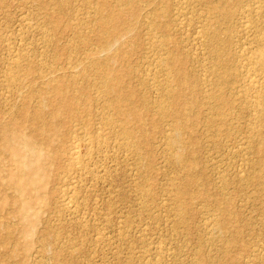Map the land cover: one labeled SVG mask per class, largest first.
<instances>
[{
    "label": "rangeland",
    "instance_id": "374dc122",
    "mask_svg": "<svg viewBox=\"0 0 264 264\" xmlns=\"http://www.w3.org/2000/svg\"><path fill=\"white\" fill-rule=\"evenodd\" d=\"M178 1L179 0H177V1H175V0H165V1L163 0V1H161V5L165 4L166 2L167 3L172 2L170 4L168 3V5L166 3L167 6L164 7V9L166 8L165 11H168V12H164V13H167V15L163 13V17H161L164 19L163 21L166 22L168 25L166 27L167 28L166 31H164V29H163L164 33L161 32V30L159 31V29L158 30L152 29V31H150L151 28L149 26H146V25H149L148 22H146V20L148 21L149 17H152L151 14L152 13L155 14L156 11L160 12L159 0H158V3L157 2L151 3L153 5L156 4L153 7L148 2H146V4H145V1L144 2L139 1V4L137 3L139 13L141 11L142 12L141 14H143L144 16L140 15L139 19L137 18V20H134L135 23H137L139 26L138 25L136 26L135 23L133 24V22H134L133 20H131V22H129L131 24V26L133 25L134 27H137V29L135 28L136 31L134 30V28H132V30H134L133 31L134 34H132V32H126V31L120 29L118 36H121V37L117 36L116 40H118V41H115L116 43L117 42L118 43L117 44L115 42H114L115 44L111 43V46L113 45L112 47L106 46L104 48V51H103L104 54H103L101 52L102 50H100L101 48L103 49V47H101L102 44L100 45V42H99V47L97 44L98 43V38H97L98 36L96 37V35L98 32L94 31V35L96 38L94 37V35H92L93 34L92 32L90 33V31H87L89 34L87 32H83L82 34L80 33V35L84 36V38L88 37L89 40L88 39L83 40V39L77 37V35L73 36V32L70 31V28H69V30L63 31L60 35L58 34V36L56 34V31L54 29L55 23L51 22V19H50L51 17H61L63 19L64 23H68L71 26H76L74 23H76V21H78L80 19H85L86 21H89L91 19V17L90 18L87 17V14H86V12L88 13L87 9H83L80 6L81 5L80 0H68V3L62 7H58L57 2L55 0H0V117H1L0 118V126H1L0 127V146H2V143L5 140L18 141V137H20V135H25L27 137H29V135H30V138H31L32 137L31 132H32V134H34L33 137H36V138H33V137L31 138L34 142V145H35L34 146L32 144V147L36 152H40L42 154L43 159L42 158L40 159V161L41 160L42 161L39 164H42V167L46 166L45 169H47L44 171V175H46L45 176V183L40 189V194H42V196L39 194V195H32L31 198L29 196L27 197V201L29 202V204L31 206V214H30V217L28 219L22 220L21 217L19 216V213L17 212V208L19 207L18 202H16L17 194H16L15 190L13 189V187L11 189V186L8 183V175L16 170L15 169L16 166H15V163L13 161V159L16 157L15 156L16 155V149H18L21 145L18 142L14 146L16 149L6 150L8 154L5 152H0V166H1V173H0V264H12V263L13 264H142V263L143 264H147V263L151 264V261H152V264H156L157 261H159V262H157V264L158 263L162 264V262L164 264H195V263L197 264V262H198V264H199V261H201L200 264H207V263L208 264H214V263L215 264H217V263H219V264H238V262H241L239 264H250V263L251 264H255V263L264 264L263 263L264 262L263 261L264 260L263 259L264 258V174H263L264 173V163L263 162L259 163L260 158L262 160H264V130H262V129H264V126H263L264 125V90H263L264 89V87H263L264 82H262V81H264V62H263L264 61V39H263L264 38L263 37L264 36V31H263L264 30L263 29V27H264V15L263 14L264 13H263V11L264 10H262V9H264V5H263L264 0H261V1L260 0H185V1L181 0L182 4L180 7L182 10V14H181V16H179V17L176 16V18H175L174 15H175L176 9H180L179 4H177V3H179ZM140 3H142V5H144V6H142ZM258 3H260V6L258 5ZM113 4H114L113 6H116L115 3H113ZM148 4L151 5V8L149 7L150 5H148ZM176 4H177V7L174 8L176 6ZM157 5L159 8L157 7ZM172 5H174V6H172ZM169 6H170V9L168 10ZM213 6H214V8H213ZM257 6H259V7H257ZM261 6H263V7H261ZM78 7H80V8H78ZM140 7H142V10L140 9ZM185 7L187 8V11H186L187 13H185V11L183 12V9L186 10ZM259 8H260L259 11H261V12H258V10H256ZM189 9H191V10H189ZM152 10H153V12H152ZM154 10H156V11L154 12ZM172 10H173V12H172ZM220 10H221L222 14H221ZM254 10H256V11L254 12ZM169 11H171V12H169ZM190 11H192V13ZM212 11H214V12L216 11V12L213 13ZM169 13H170V15H169ZM245 13L247 15H249L250 17L249 16L246 17ZM154 14H153V16H154ZM189 15L194 19H192ZM164 16H166V18H164ZM182 16H183V18H181ZM138 17H139V14H138ZM184 17L186 18V20ZM77 18H79V19H77ZM143 18H145V19H143ZM179 18H181V19H179ZM188 18L190 19V21H191V19L193 21L190 22ZM165 19H166V21H165ZM247 19L248 20L252 19V23L250 21H248ZM141 20H142V22H141ZM182 21H184V22H182ZM172 22H174V23H172ZM243 22H245V24ZM247 22H248V25H250V24L251 25L248 26ZM181 23H182V25H181ZM244 25L246 27H248L249 29H252V30H249ZM119 26H123V25H119ZM140 26H141L142 30L138 28ZM169 26L171 28H169ZM242 26H244V27H242ZM173 27L174 28L176 27V28L174 29ZM148 28H150V29H148ZM185 28H186V30H185ZM203 29H206V30L202 31ZM138 30H141V31H139L137 33ZM168 30H170L171 32ZM153 32H157V33L153 34ZM201 32H203L204 34L207 33L208 35L205 34V36L204 35L200 36V35H202ZM210 32L212 34H210ZM262 32H263V34H262ZM150 33H151V37H150ZM158 33L159 34L161 33V35H159ZM166 33H167V36H165ZM172 33H175V34H172ZM76 34H77V32H76ZM138 34H139V36H138ZM148 34H149V36H148ZM156 34H158L159 38ZM217 34H219L220 36ZM64 35H65V37H64ZM128 35H131V36H128ZM216 35H217V39L214 40V37ZM56 36H57V38H56ZM155 36L157 37V40L153 39V37H155ZM161 36H162V38H160ZM173 36L175 37L174 38L175 40L173 39ZM146 37H149V39L147 38L148 40H146ZM49 38H52L53 40L49 41ZM163 38H164V40H162ZM169 38H171L172 40L171 39H170V41L167 40ZM196 38H198V39H196ZM202 38H204V39L202 40ZM258 38L262 39L263 41L261 40L259 43ZM67 39H69V40H67ZM120 39H122V40H120ZM129 39H131L132 41L131 40L129 41ZM165 39H166L167 43L165 42ZM208 40L211 41L212 43L209 42ZM68 41H70V42H68ZM96 41H97V43H96ZM124 41L126 44L124 43ZM147 41H148V44H150L149 42H151V46L146 44ZM153 41H157V42H155L156 44L159 42V44H163V45H159V44L156 45ZM163 41L165 42V44ZM168 42H169V44H168ZM204 42H208V43H206L207 45L204 44ZM129 43H131V44L129 45ZM133 43H134V45H133ZM201 43H203V44H201ZM64 44H65V46L63 47ZM120 44H122V46L125 47V49H122L123 47H121ZM152 44L155 47H152L153 46ZM174 44H176V45H174ZM179 44H182V45H179ZM211 44H213L212 45L213 47L212 46L208 47ZM60 45H62V46H60ZM165 45H166V47H164ZM168 45H170V46H168ZM95 46H96L97 50L95 49ZM59 47H62V49ZM128 47L130 49H127ZM157 47H159V49ZM167 47H169V48H167ZM58 48L61 49L64 53L63 52L61 53V50H59ZM149 48H151V51H149L150 50ZM109 49H110V51H109ZM165 49H166V51H164ZM214 49L216 50V52L214 51ZM98 50L101 53L98 52ZM147 50H148V52H147ZM89 51H90V53H88L89 55L94 54V52L96 54V51H97L98 52L97 56L99 55V57H98L99 61H101V59L102 60L104 59L103 63H100V65L103 64L102 66L105 69L102 68V66H100L101 69H100V67L97 68L98 66L96 67V69H94V70H98V71L100 70L102 72H100V71L96 72L93 69L90 70L88 68H87V70L85 69V71H83V67H79L78 69H75L77 66L76 64L82 62V64H80V65L83 66V64L87 62V59L85 57L89 56L86 53ZM106 51H107V53H106ZM163 51L165 52V54L162 53ZM212 51H214V52H212ZM59 52H60V57L58 56ZM122 52H125V53H123L125 56L122 54ZM156 52H158V53H156ZM153 53H155V55L157 54L158 56H154ZM178 53H179L180 57L177 55ZM186 53H187V55H186ZM115 54H116V56H115ZM147 54H149L150 56ZM169 54H171L173 56L177 55V57H179V58L172 60V59H170V57H173V56L170 55L169 58H168V56H166ZM62 55H64V56H62ZM181 55L183 57H185L184 60L185 59H187V60H185V61L182 60L183 57ZM221 55L223 56V58H221L222 57ZM102 56H104V57L102 58ZM107 56H112L111 57L112 59L109 61L106 60L105 58H107ZM160 56H163L164 58L160 57ZM165 56L167 57L166 59L169 62L165 59ZM67 57L70 59H68ZM219 57H220V60H222V59H224V60L220 61ZM158 58H160V59L157 60ZM256 58H257V60H256ZM67 59H68V61H66ZM84 59H86V61ZM152 59L153 60L156 59V60L153 61ZM244 59H247L248 61L244 60ZM14 60H17V61H14ZM77 60L78 61L80 60V62H78ZM82 60H84V61H82ZM160 60H162L163 62H159ZM165 60L167 61V63H165V65H164V62H166ZM18 61H19V63L21 62L20 66L14 70L11 69L10 65L13 62H18ZM114 61L118 64H116ZM119 61L122 64L124 63L125 65L124 64L122 65L121 63L119 64ZM148 61L153 62L155 64V66L154 67L152 66V65H154L153 63H151V65H148L149 64ZM186 61H188L189 63ZM251 61H252V63H251ZM67 62H68V64H67ZM70 63H73V64H71V66L75 67L73 70H71L72 67H68V66H70ZM162 63H163V66H162ZM186 63H188V64H186ZM107 64H109V65H107ZM112 64H116V65L112 66ZM169 64H170V66H168ZM249 65H250V67H249ZM8 66H9V69H8ZM126 66H127V69H126ZM130 66L136 74H134V72L130 68ZM150 66H152L151 67L152 69H150ZM159 66H162L163 69L162 70L159 69ZM164 66H165V68H164ZM203 66H204V68H202ZM111 67H112V69H111ZM143 67L144 68L146 67L147 70H145ZM184 67H185V70L183 69ZM245 67L250 68L251 70L249 69L250 71H247V69ZM106 68H108L112 71L114 70V72L115 71L119 72L120 77L122 79H124L123 81H121L120 85L122 84L121 86H123L125 84L123 86L124 91H126V89H129L131 94H132L131 96H133L129 100L130 103L128 104V106L136 108L138 113H139V116L137 118H134L133 116H129V118L126 117V120H127V124H129L131 126L130 127L128 125L130 128H135V129L137 128V131H138V134L136 137L137 139L135 138L134 142H133L134 144L136 142L139 145L138 147L143 152V154H142V152H140V154H138V157L134 156L136 150L131 147L132 142H130L131 146L128 147L129 141L123 135L118 134L119 128L117 127V125L115 124V126L118 129L116 127H115L116 129L115 128L113 129L112 126H114V124L112 126H110L111 124L109 125V124L105 123L104 118L107 117L105 114H107L109 111L107 112V109L104 106H103L104 108H102L101 102H103L104 104L107 103L108 100H105V99L108 98V96H104V95L102 96V93L98 94L100 91V88H99V91H96L95 88L92 89L93 87L97 88L100 86V85L97 86L98 84H100V83H98V82H100L99 81L100 80V73L105 72L104 70H106ZM155 68H157V69H155ZM166 68H168V69H166ZM253 68H255V69L252 70ZM49 69H51L50 72H49ZM164 69L167 71H165ZM189 69H190V71H189ZM244 69H246V70H244ZM46 70H48L49 73ZM68 70L70 71V74H69ZM75 70H76V72H75L76 74L73 72ZM92 70L94 71V73L96 72L95 75H94V73H92ZM135 70H137V71H135ZM157 70H160L161 72L160 71L157 72ZM8 71H10V72H8ZM86 71H87V73H86ZM177 71L179 73H176ZM187 71L189 73H187ZM244 71L246 72V74ZM52 72H55V74L54 73L52 74ZM90 72H91V74H90ZM147 72L150 73L151 78L149 77L148 74H146ZM163 72H165L164 73L165 74V82L164 83L161 82V81H164ZM252 72H253V74H252ZM256 72L258 75L257 74L254 75V73H256ZM8 73L10 75H12V74L15 75V81H13L14 83L12 82V85L10 83H8V81H7V76L9 75ZM157 73H159V75ZM96 74L97 75L99 74V75L97 76ZM133 74L137 75V76H135L134 78L131 77ZM142 74H145V75H142ZM171 74H172V76H171ZM48 75H49V77H48ZM55 75L58 79L55 77ZM128 75H131V76L128 77ZM249 75L254 79V81ZM52 76H54V77L51 78ZM93 76H94V78H93ZM138 76H139V78H137ZM142 76H144L146 78L143 77V79H142ZM152 76H153V78H152ZM158 76H159V80L157 79L154 81V78L156 79V78H158ZM182 76H183V78H181ZM192 76H194V77H192ZM147 77H149V78H147ZM169 77L170 78L173 77L172 80H169L170 79ZM185 77H186V79H184ZM247 77L249 78V80L250 79L251 80L249 81L247 79ZM54 78H56V80L58 82L61 79L62 81L60 80V87L63 85L61 95H58L56 97L59 100L61 97L60 101H63V100L66 101L67 100L66 102H69L72 100L73 102L71 101L68 104L66 102H60L59 100H57V98L54 96L55 90H56L54 88H55V85L59 84V83H57V81L54 80ZM81 78L83 81L80 80ZM121 78H120V80H121ZM191 78H193V80ZM67 79H68V81H67ZM97 79H98V82H97ZM257 79L258 80L261 79L262 84L259 82L260 80L257 81ZM73 80H75V81H73ZM142 80H143V82L145 80L146 81L143 83V82H141ZM166 80L169 81V83H167ZM92 81H94L97 84L95 85V83L94 82L92 83ZM170 81H173V82H170ZM189 81H190V83H189ZM19 82H21V83L19 84ZM48 82H49V84H47ZM61 82L64 84H62ZM67 82H71L70 86L68 85L69 83H67ZM152 82L154 84H152ZM248 82H251V83H248ZM257 82H258V84H257ZM5 83H7V84H5ZM91 83H92V85H90ZM139 83H140V86L138 85ZM159 83L161 86L159 85ZM53 84H54V87H53ZM164 84H167V86ZM169 84H171V85H169ZM185 84H187L189 87ZM189 84H191V85H189ZM48 85H50V86L52 85L51 88L52 87L53 88L51 89L50 86H48ZM65 85L66 86L68 85V86L66 88H64ZM77 85H79V87ZM141 85H142L143 89L141 88ZM143 85H147V88H145V86H143ZM153 85L155 87H157V88L154 87L155 90L153 89ZM156 85H159V86H156ZM5 86H7L8 88L10 87V88L6 89ZM72 86H73V88H72ZM173 86H174V88H173ZM260 86H262V88H260ZM48 87H49V89H48ZM136 87L139 88V92H138V88L136 89ZM150 87H152L151 90L148 89ZM170 87L173 89V90L170 89V91L174 92L176 90L175 92H177V93L176 94L174 93L173 96L169 97V99H168L169 94H167V90L169 91L168 88H170ZM207 87H208V89H207ZM253 87H256V88H253ZM71 88H72V90H71ZM78 88H81V89L83 88V90H81V89L78 90V92L81 90L79 92L80 95H78L77 91H76ZM17 90H19V91H17ZM67 90L71 94L75 93V95L74 94L73 95L77 96V98H80V99H77L76 97L72 96L71 94L68 95ZM97 90H98V88H97ZM145 90H147V91H145ZM209 90H211L210 91L211 93L209 92ZM46 91H47V93H46ZM94 91H95V93H93ZM142 91H144L145 93H147V92H149V93L145 94ZM158 91L159 92L162 91V93L164 92L163 95L161 93H158ZM203 91H206V93H208V96H206L207 94L205 92H204L205 96L202 95ZM42 92H44V93H42ZM48 92H50L49 94L51 96L48 94ZM88 92H89L91 98L89 97ZM150 92H152V93L150 94ZM36 93H38V94L40 93L41 96L37 97L38 94H36ZM214 93H216V96ZM261 93H262V95H261ZM44 94L47 97H45ZM95 94H96V97H95ZM42 95L46 99L45 98L43 99ZM48 95H49V97H51L50 98L51 100L49 99ZM64 95L66 96L65 97L66 99L62 98ZM92 95H93V97H92ZM143 95L146 97V100L143 97ZM156 95H157V97H159L161 95L165 96L163 98L164 101L162 100L163 101L162 102L159 99H157L159 102L156 101V99H155V98H157V97H155ZM183 95H185V96H183ZM97 96H98V98H97ZM139 96L143 97L142 99H144L145 101L142 100L141 97H139ZM162 96H161V98H162ZM262 96H263V98H262ZM8 97H9V99H8ZM54 97L56 100L53 99ZM82 97L84 100L82 99ZM94 97H95V100H94ZM99 97L100 98L103 97V98L100 99ZM148 97H149V99H148ZM216 97H218V98H216ZM2 98L8 99V100L3 101ZM71 98H74L75 100L71 99ZM87 98L91 102H89V100ZM219 98L221 100H219ZM224 98H225V100H223ZM41 99H43V101ZM140 99L143 102H141ZM170 99H172V100L174 99L173 100L174 102L170 101ZM177 99H179V100H177ZM151 100H154V101H151ZM6 101H7V103H6ZM51 101L54 104L51 103L48 106L47 104L50 103ZM205 101L207 103H205ZM44 102H47V104ZM57 102H58V104H57ZM138 102H141V103H138ZM150 102H155L156 105L154 103H150ZM170 102L172 103V105ZM186 102L188 103V105ZM216 102H217V104H215ZM259 102L260 103L263 102L262 105ZM40 103H42V104L40 105ZM71 103H73V105ZM81 103H83L85 106ZM143 103H144V108H142ZM147 103H149V104H147ZM157 103H158V105L159 104L163 105L165 103V105H163V107H166V109H168V113L163 114L162 112H159V111H162L161 110L162 106H160V105L158 106ZM195 103H198L199 106ZM212 103L214 105H212ZM24 104H25V106H24ZM65 104H66V106L64 107ZM185 104H186V106H189V104H191L190 107L194 108V106H195L196 109L194 108L195 109V110L193 109L194 111L190 110V108L186 107ZM225 104H227L228 106L229 105L230 106L232 105V106L230 108ZM255 104H257V105H255ZM42 105H43L42 108H45V110L44 109L42 110V108H41ZM192 105H194V106H192ZM223 105H225L227 107L225 108ZM39 106H40V108H39ZM52 106H54V107H52ZM56 106L58 108H57V110H55L56 111L55 112L54 109H56ZM70 106H71V108H70ZM150 106H151V110H150ZM168 106H170V108ZM197 106H198V108H197ZM207 106H209L210 108L208 107V109H206ZM216 106L219 109V111H217V112H216V110H217ZM62 107L65 111L62 110ZM66 107H67V109H66ZM77 107H79V109ZM86 107H87V109H86ZM100 107H101V109H100ZM146 107H149L147 109L151 113L154 112L152 114V116L149 115L150 112L147 111ZM155 107H157V108H155ZM4 108H7V109L4 110ZM17 108H18V114L19 115L17 114V111H16ZM27 108H28L29 112L27 111ZM37 108L41 109L42 115L45 114L42 116L45 119H43L42 117L40 118V119H43L42 121L40 119H37V121L34 119L36 121L35 122L32 119V116L37 111ZM152 108H154L155 110ZM182 108H185L184 111L187 109V112L190 111L191 113L190 112L187 113L185 111L186 115H184V111ZM213 108H215V111ZM229 108H230V110H229ZM75 109H77V110H75ZM98 109H99V111H97ZM104 109L106 111L101 112V110H104ZM169 109L170 110L172 109L171 112L172 111L173 112L170 113ZM221 109H222V111H220ZM6 110H8L9 112L11 111L10 114H12V115L5 114L6 112H8ZM74 110L77 111V113L79 111L78 117L76 115L77 113L75 114ZM92 110H93V112H92ZM209 110H210V112L214 111L213 114H212V112L210 114L208 112ZM260 110L262 111V113H259ZM84 111H86V112H84ZM59 112H61L60 114H62V112L63 113L66 112V114L64 113L63 115L64 116L66 115L67 117L66 116H65L66 118L62 117L63 115H60ZM67 112L68 113L71 112V113L68 114ZM112 112L113 111H110L107 115H109V114L111 115ZM218 112H219V115H218ZM24 113L28 116H26ZM28 113L29 114L32 113L31 116ZM72 113H74L75 116ZM86 113H88V118H87ZM47 114L50 116L47 117ZM89 114H90V117H89ZM140 114L143 116H140ZM160 114H162L161 115L162 117L159 116ZM187 114H188V116H187ZM215 114H217V115H215ZM258 114H259V116H258ZM54 115H55V118H54ZM68 115H70V116H68ZM72 115H73V118H72ZM177 115H178V117H177ZM181 115H183V116H181ZM213 115L216 117H214ZM260 115H261V117H260ZM60 116L64 120H62L60 118ZM97 116H100L102 119L100 117H97ZM102 116H105V117H102ZM163 116H164V119H163ZM169 116H171V117H169ZM226 116H229V117H226ZM49 117H50V119H49ZM96 117L98 120H96ZM140 117H144V118H140ZM15 118H17V120ZM58 118H59V121H57ZM150 118H152L153 121ZM159 118H160V120H159ZM185 118H188L189 124L186 123L187 120H185ZM210 118H211V120H210ZM213 118H214V120H213ZM226 118L229 119L228 121L226 120L227 123L224 122ZM6 119H9V120L11 119V121H8ZM22 119H24V121ZM85 119H88V121H86ZM165 119H166V122H165ZM2 120L5 122L6 121L11 122L9 124L6 122V124H5V125H8V127L10 126L9 131H3V127H5V126H3L4 122ZM38 120H39L40 124L42 122L43 125H46L47 130L50 129V126H51L52 128L50 130H52V132L49 130L50 133H48L49 131H47L45 129V132L42 133V131H40L39 129L42 128L43 126L39 124ZM99 120H100V122H102L101 124L99 123ZM145 120H146V122L147 121L148 122L145 123L144 122ZM161 120H162V122H161ZM1 121H2V124H1ZM32 121H33V123H38L39 125L34 124L35 125L34 126ZM52 121H56V122H52ZM173 121L175 123H173ZM178 121H181L180 124L178 123ZM214 121L220 122L219 124H221V125L218 124L219 125L218 126L217 123H215ZM27 122L31 125L29 126V124H27ZM83 122H85V123H83ZM164 122H165V124L167 123L168 125L172 123L171 125H169L172 128L174 127L175 124H179L181 126L180 128L182 130L180 129L181 130V131L179 130L180 133L178 132V134L175 135L176 137L179 135V137H177L179 141L177 144H174V146H177L179 144L180 147L178 146L177 148H175L173 146L171 147L168 144V141H169L168 139H170L172 136L174 137L175 133H174L172 128L171 129L168 128L169 126L167 124L166 125L163 124ZM18 123L21 125V127H19V129L21 128L19 131H18V128L14 125V124H18ZM47 123H49V124H47ZM53 123H55V124L59 123L60 125L57 124L55 126V125H53ZM77 123L78 124L80 123L79 124L80 126ZM92 123H93V125H92L93 128L90 125ZM181 123H183V124H181ZM228 123H229V125H228ZM86 124H87V126H90L91 129H90V127H87ZM138 124H139V126H138ZM152 124H153V126H152ZM210 124H212V125L214 124L213 126H211L214 130L209 126ZM12 125H14V126H12ZM47 125L49 126V128ZM82 125H84L86 128H84V127L82 128L81 127ZM24 126L27 127V130L24 129L25 128ZM31 126H33V127H31ZM95 126L98 128L101 126V128L98 129ZM102 126H103V128H102ZM133 126H135V127H133ZM146 126H148V127H146ZM165 126H167L166 128H168V129H164ZM29 127H31V128H29ZM75 127H77V128L81 127V128L75 129ZM215 127H218V128L216 129ZM105 128H106V130H103ZM81 129H83L86 132L88 131L87 132L88 135H90L89 132H91V134H94V133H97V131H98V133L100 132L103 135L102 132L109 130L107 132H104L105 136H103L108 141L107 142L105 140L107 143L104 142L105 143L104 147L109 146L108 147L109 149L108 148L106 149V147H105L106 151L107 150L108 151L104 153L103 152V151H105L104 148L102 149V151H97L98 149L96 150V147L93 148V150H92V156L93 157H91L92 159H90V161H89L90 169L92 168V170H91L92 172L90 171L91 173L90 172L84 173V171H82L83 172V174H82V172L80 173V171L76 170V171H78L79 174L78 173L73 174V172L68 171L70 169H67V168H70V166L67 164V161L69 160L70 155L66 150H64V148L68 150V145L71 142L70 138L71 139L74 138V135H75L74 133L78 132L77 134L82 135L81 132L83 130L81 131ZM95 129H97V130L95 131ZM112 129H113V132H112ZM220 129L222 130V132ZM12 130H14V131H12ZM78 130H80V131H78ZM91 130H93V131H91ZM114 130H116V131H114ZM162 130H164V131H162ZM191 130H192V132H191ZM206 130H208V131L205 135ZM21 131H25V132H21ZM84 131H83V133H84ZM145 131H146V133H144ZM189 131L193 134H191ZM216 131H218L219 134H218V132L216 133ZM17 132H19V134H17ZM46 132H47V135H45ZM166 133H169V134H166ZM27 134H29V135H27ZM38 134L40 136H38ZM194 134H195V136H194ZM217 134L219 136H217ZM48 135H49V138H48ZM114 135H120V136H118V138H117V136H114ZM139 135H141V136H139ZM142 135H144L145 138ZM167 135L171 136V137L166 138ZM113 136H114V138H113ZM138 136H139V138H138ZM192 136L196 137L195 142H194V137H192ZM108 137H110V138L107 139ZM211 138H213L214 141ZM139 139L140 140L142 139V142ZM35 140H37V141L38 140H44V141H39V144H38V142ZM115 140H117V142ZM120 140H121V143H120ZM124 140L126 141V143ZM138 140L140 143L138 142ZM144 140H145V142H144ZM166 140H167V142H166ZM180 140H182V142ZM187 140H189V141H187ZM208 140H210L211 142H208ZM113 141L117 145L119 143L121 145H118V148H117V145L116 144L114 145V143H112ZM123 141L125 144L122 143ZM147 141H149V142L146 143ZM185 142H187V143H185ZM214 142L217 144H214ZM240 142H241V144H240ZM247 142H248V144H247ZM46 143H47V145H46ZM127 143H128V145H127ZM164 143H165L167 148L165 147ZM237 143H239V144H237ZM36 144H38V145H36ZM48 144H49V146H48ZM142 145H143V147H142ZM181 145H183L184 147ZM240 145L243 146V148L240 147ZM65 146H67V147H65ZM160 146H163L164 148L160 147ZM236 146L239 148L237 149ZM126 147L129 149L131 147L132 151L129 152L128 151L129 149H127ZM57 148L59 151H57ZM178 148H183V149H178ZM189 148H190V150H189ZM123 149H125V150L123 151ZM166 149H167V152L165 151ZM168 149H172L173 152L171 150H169V151H171V152H169ZM227 149H229V150H227ZM126 150H127V152H125ZM133 150L135 152L132 154L131 152H133ZM61 151L62 152L66 151L67 153L66 152L62 153ZM149 151H150V153H149ZM191 151H192V155H191ZM60 153L62 156L60 155ZM96 153H97V155H96ZM43 154H44V157H43ZM55 154H56V157L54 159ZM57 154L59 156H61L62 158L61 157H60L61 159L58 158ZM173 154H175V155L178 154L179 156L181 155L180 157H181L183 163L181 162V163L173 164V166L170 165V163L172 164L175 161L174 162H173V160H172V162L169 161L167 158V155H168V157L171 156L169 159H171V158L173 159V157H172ZM45 155L46 156L52 155V156H48L46 159ZM66 155H68L69 157ZM136 155H137V153H136ZM104 156H105V158H104ZM188 156H189V158H187ZM140 157H141V159H140ZM64 158L65 159L67 158V159L65 160ZM51 159H54V160L51 161ZM56 159H57V161L59 160L58 162H60V163H58L56 161ZM195 159H196V161H195ZM69 161H68V163H69ZM42 162H44V164ZM53 162H56V163H53ZM92 162L94 164H91ZM182 164L183 165L185 164L186 166H183ZM188 165H189V167H188ZM190 165L192 166L194 171L191 169ZM248 165H249V167H248ZM176 166H179L180 168L182 167L181 169L179 168L180 171H179L178 167H176ZM185 167H187V168H185ZM35 168H36V164L33 162V165L26 167L25 171L27 173H32L35 170ZM244 168H245V170H244ZM198 169L202 170V171L204 170V172L201 171L202 175L200 174L201 172ZM242 169H243V171H242ZM3 170H5V171H3ZM181 170H182L183 174L182 175L177 174L178 172L180 173ZM190 170L193 171L192 172L193 174H191ZM240 170L242 171V173L244 172L246 175L243 173V175L241 176ZM73 171H75V169ZM175 171H178V172H175ZM70 172H71V174H70ZM101 173L103 174L102 176H101ZM195 173H199V175L195 174ZM5 174H7V176ZM78 175H80V177ZM203 175H205V176H203ZM237 175H239V176H237ZM89 176H91L90 177L91 179L89 178ZM177 176H179V177H177ZM199 176H200V178H199ZM247 176H248V178H247ZM61 177H63V178H61ZM68 177H69V179H68ZM77 177H79L81 179L80 181L78 180V182H77L79 184H77L75 182V181H77L76 180ZM175 177H177V178H175ZM223 177L226 178V180H224ZM2 178H3V180H2ZM79 178H77V179H79ZM178 178H180V179L177 180ZM241 178H243V179H241ZM66 180L68 182H66ZM69 180H72L73 182L69 181ZM173 180L175 182H173ZM181 180H182V182H181ZM185 180L186 181L189 180V181L186 182ZM246 180H249V181L246 182ZM256 180H258V181L256 182ZM61 181H63V182H61ZM178 181H180V182L178 183ZM222 181H224V182H222ZM183 182H185L186 184ZM250 182H252V183L255 182V183L252 184ZM70 183L71 184L76 183L77 195L80 192L78 197H79V199L82 198V200L80 199L81 201L79 200L80 205L78 204L79 205L77 208L78 212H77V210H74V211H76L75 214L73 213L74 211L71 213V212L63 209L61 206V203H58V202H60L59 198H57L58 196H60L61 191L66 188V185L70 184ZM207 183H209V184H207ZM178 185H179V187H178ZM180 185L183 186L182 188H183L184 192L187 194L186 195L185 193H183L184 195L183 194L180 195V199L183 198L181 200L186 201L187 203L186 202L181 203L178 200L177 196H175V194H177V192H176L178 190L177 188L181 187ZM206 185H208V186H206ZM174 186H175V188L176 187L177 188L174 189ZM173 193H174V195H173ZM10 196H11V199L9 198ZM173 196L175 198H173ZM245 198H247V199H245ZM9 200H10V202H9ZM183 204L185 206H182ZM176 206H178V207H176ZM231 206L233 208H231ZM175 207H176V209L178 208L179 210L174 209ZM180 207H182V208L184 207L186 209H184V208L180 209ZM187 207H188V210H187ZM225 207L227 208V210L225 209ZM230 209H233V210H230ZM180 210H182L181 211L182 213L179 212ZM184 210H187L185 212V214L183 213ZM176 211L180 215H178V213ZM225 212L227 213V215H225L226 214ZM230 213L232 216L229 215ZM233 213L236 214V216ZM71 215H72V217H71ZM177 215H178V217H177ZM234 216H235V218H234ZM75 217H77V218H75ZM180 217H182V218L180 219ZM211 217H213L214 219ZM77 219H79L81 222ZM84 219H86V221H84ZM205 219H207V220H205ZM178 220H180V221H178ZM215 220H218V221L215 222ZM229 220H232V221L230 222ZM204 221H210V222H208L209 225L212 223L217 228L213 227L212 224H211L212 227L211 226H210V228L207 227L209 225L207 222H204ZM218 222H220V224H217ZM225 222H226V224H224ZM227 222H229V223H227ZM86 223H87V225H86ZM222 225H224L225 228ZM30 227L32 230L30 229ZM219 227H220V229H219ZM207 228H209V229H207ZM25 229H28L29 233H26ZM102 234H104V235L102 236ZM236 234H238V235H236ZM99 235L103 238L101 239L99 237ZM233 235H235L236 237ZM209 239H210V241H208ZM211 239H213V241ZM41 241H44V242H41ZM230 241L231 242L233 241L232 242L233 245H232V243H230ZM42 243H44V244H42ZM47 243H49L50 245ZM208 243H210V245ZM41 245L43 247H41ZM225 246H226V248H228V247L229 248L225 249V251H224ZM146 247H147V249L149 247V249H151V250L149 251V249H148L145 251L144 248L146 249ZM37 248H38V250H39V248L42 250L43 249L46 250V248H47V250H46V252L43 250V252H45V253H43L41 250L38 251ZM12 250L14 252V254L12 253L13 255L11 254ZM70 250H71V252H70ZM220 250H221V253H220ZM147 251H149V252H147ZM255 251H257V252H255ZM156 252H158V253L156 254ZM224 253L227 256L224 255ZM200 254H202V255H200ZM220 254H221V256H220ZM11 255L13 258L10 257ZM158 255H160V256H158ZM223 255L226 257L225 258L222 257ZM256 255H258V256H256ZM154 257H155V259H154ZM161 257H163V258H161ZM198 257L200 258V260ZM207 257H210V258H207ZM211 257L213 258V260ZM254 257H256L257 260ZM216 258H217V261H216ZM244 258L246 261L244 260ZM161 259H163V260H161ZM202 259H204V260H202ZM235 259H237V261H236L237 263L235 262ZM139 261H140V263H139ZM204 261H205V263H204Z\"/></svg>",
    "mask_w": 264,
    "mask_h": 264
},
{
    "label": "bare ground",
    "instance_id": "6f19581e",
    "mask_svg": "<svg viewBox=\"0 0 264 264\" xmlns=\"http://www.w3.org/2000/svg\"><path fill=\"white\" fill-rule=\"evenodd\" d=\"M56 2H57V6L58 7H62V6H64L65 4H67L68 3V0H55ZM139 1H145V4H146V2H148V3H155V2H157L158 3V0H80V2H81V7L83 8V9H87V11H88V13L86 12V14H87V17H91V19L89 20V21H86L85 19H80V20H78V21H76V23H74L76 26H71L70 24H68V23H64L63 22V19L61 18V17H51L50 19H51V22H53V23H55L54 25H55V27H54V29H55V31H56V34H57V36H58V34L60 35L63 31H65V30H69V28H70V31H72L73 32V36H75V35H77V37H79V38H81V39H85V40H87L88 39V37L87 38H84V36H82V35H80V33L82 34L83 32H87V31H90V33L92 32L93 34L92 35H94V31L95 32H98L97 33V35H96V37L98 38V43H97V41H96V43L98 44V47H99V42H100V45H101V47H103V49L101 48L100 50H102L101 52L104 54V48L106 47V46H110V47H112L111 46V43H114L115 41H118V40H116L117 39V36H118V33H119V30L120 29H122V30H124V31H126V32H132V34H134L133 33V31L135 30L136 31V29H137V27H134L133 25V27L131 26V24L129 23V22H131V20H137V18L139 19L140 18V15H143V14H141L142 12L140 11V13H139V10H138V7H137V3L139 4ZM161 1H163V0H161ZM161 1L159 0V4H160V8L158 7V5H157V7L160 9V12H158V11H156V10H154V12L156 11V13L154 14V13H150L151 15H152V17H149V20L147 21L146 20V22H148V24L149 25H146V26H149L150 28H151V30L150 31H152V29L153 30H158L159 29V31L161 30V32H163L164 33V31H166L167 30V23L166 22H164L163 20V18H161V17H163V13L164 12H168V11H165L166 10V8L164 9V7H166L167 5H168V3H167V5H166V3L165 4H163V5H161ZM165 1V0H164ZM175 1H177V0H175ZM183 1H185V0H183ZM261 1V0H260ZM259 1V2H260ZM174 2V1H173ZM179 3H177V4H179V7L181 6V4H182V1L181 0H179L178 1ZM263 2V1H262ZM261 2V3H262ZM113 3H115L116 4V6H113L114 4ZM170 3H172V2H170ZM169 3V4H170ZM176 3V2H175ZM191 3V2H190ZM206 3V2H205ZM141 5H142V3H140ZM150 4H148V5H150ZM177 4H176V6L174 7V8H176L177 7ZM152 5V7L153 6H155V5H153V4H151ZM151 5L149 6L150 8H151ZM186 5V4H185ZM258 5L260 6V3H258ZM264 5V4H263ZM142 6H144V5H142ZM146 6V5H145ZM162 6V7H161ZM172 6H174V5H172ZM184 6V5H183ZM189 6V5H188ZM259 6H257V7H259ZM192 7V6H191ZM261 7H263V6H261ZM78 8H80V7H78ZM157 8V9H158ZM168 8V7H167ZM209 8V7H208ZM213 8H214V6H213ZM223 8V7H222ZM256 8V7H255ZM140 9L142 10V7H140ZM144 9V8H143ZM146 9V8H145ZM170 9V6H169V8H168V10ZM173 9V8H172ZM185 9L186 10H184L183 9V12L185 11V13H187L186 11H187V8L185 7ZM243 9V8H242ZM148 10V9H147ZM189 10H191V9H189ZM209 10V9H208ZM222 10V9H221ZM221 10H220V12H221ZM256 10H258V12H261V11H259L260 10V8L259 9H256ZM256 10H254V12L256 11ZM262 10H264V9H262ZM152 12H153V10H152ZM169 12H171V11H169ZM172 12H173V10H172ZM191 13H192V11H190ZM213 13H215L214 11H212ZM93 13V14H92ZM148 13V12H147ZM189 13V12H188ZM190 13V14H191ZM263 13H264V11H263ZM138 14H139V17H138ZM145 14V13H144ZM153 14H154V16H153ZM164 14H166L167 15V13H164ZM181 14H182V10H181V7H180V9H176V12H175V15H174V17L176 18V16L177 17H179V16H181ZM221 14H222V12H221ZM246 14V13H245ZM262 14V13H261ZM147 15V14H146ZM169 15H170V13H169ZM264 15V14H263ZM144 16V15H143ZM186 16V15H185ZM190 16V15H189ZM227 16V15H226ZM225 16V17H226ZM247 16H249V15H247L246 14V17ZM258 16V15H257ZM260 16V15H259ZM173 17V18H174ZM187 17V16H186ZM191 17V16H190ZM250 17V16H249ZM256 17V16H255ZM261 17V16H260ZM142 18V17H141ZM161 18V19H160ZM164 18H166V16H164ZM181 18H183V16L181 17ZM181 18H179V19H181ZM185 18V17H184ZM192 18V17H191ZM257 18V17H256ZM77 19H79V18H77ZM143 19H145V18H143ZM147 19V18H146ZM170 19V18H169ZM189 19V18H188ZM192 19H194V18H192ZM191 19V21H190V19H189V21L190 22H192L193 20ZM242 19V18H241ZM245 19V18H244ZM249 19V18H248ZM247 19V20H248ZM185 20H186V18H185ZM139 21V20H138ZM145 21V20H144ZM165 21H166V19H165ZM181 21V20H180ZM179 21V22H180ZM243 21V20H242ZM248 21H250L251 23H252V19H250V20H248ZM122 22V23H121ZM137 22V21H136ZM140 22V21H139ZM138 22V23H139ZM141 22H142V20H141ZM145 22V23H146ZM169 22V21H168ZM182 22H184V21H182ZM188 22V21H187ZM120 23V24H119ZM135 23V21L133 22V24ZM170 23V22H169ZM172 23H174V22H172ZM189 23V22H188ZM244 24H245V22H243ZM143 24V23H142ZM171 24V23H170ZM169 24V25H170ZM177 24V23H176ZM179 24V23H178ZM35 25V24H34ZM119 25H123V26H119ZM135 25L137 26L138 24L137 23H135ZM174 25V24H173ZM181 25H182V23H181ZM199 25V24H198ZM247 25H248V22H247ZM251 25V24H250ZM250 25H248V26H250ZM139 26V25H138ZM171 26V25H170ZM169 26V28H171ZM190 26V25H189ZM245 26V25H244ZM244 26H242V27H244ZM40 27V26H39ZM144 27V26H143ZM179 27V26H178ZM182 27V26H181ZM246 27V26H245ZM132 28H134V30H132ZM136 28V29H135ZM139 29H141V26L140 27H138ZM150 28H148V29H150ZM162 28V29H161ZM174 28V27H173ZM172 28V29H173ZM176 28V27H175ZM174 28V29H175ZM246 28H248V27H246ZM251 28V27H250ZM163 29H164V31H163ZM179 29V28H178ZM183 29V28H182ZM249 29V28H248ZM263 29H264V27H263ZM142 30V29H141ZM141 30H138L137 31V33L139 32V31H141ZM181 30V29H180ZM185 30H186V28H185ZM197 30V29H196ZM199 30V29H198ZM204 30H206V29H203L202 31H204ZM249 30H252V29H249ZM147 31V30H146ZM168 31H170V30H168ZM182 31V30H181ZM210 31V30H209ZM216 31V30H215ZM264 31V30H263ZM71 32V33H72ZM76 32H77V34H76ZM148 32V31H147ZM171 32V31H170ZM175 32V31H174ZM179 32V31H178ZM88 33V32H87ZM142 33V32H141ZM146 33V32H145ZM152 33V32H151ZM151 33H150V37H151ZM154 33H157V32H153V34ZM181 33V32H180ZM202 33V35H200V36H205V34L206 35H208L207 33H203V32H201ZM209 33V32H208ZM55 34V35H56ZM64 34V33H63ZM89 34V33H88ZM131 34V35H132ZM140 34V33H139ZM139 34H138V36H139ZM147 34V33H146ZM152 34V35H153ZM159 34V33H158ZM158 34H156L157 36H158ZM172 34H175V33H172ZM200 34V33H199ZM210 34H212L211 32H210ZM254 34V33H253ZM262 34H263V32H262ZM261 34V35H262ZM68 35V34H67ZM120 35V34H119ZM123 35V34H122ZM131 35H128V36H131ZM159 35H161V33L159 34ZM217 35H219V34H217ZM217 35L214 37V40H216L217 39ZM57 36H56V38H57ZM136 36V35H135ZM142 36V35H141ZM147 36V35H146ZM148 36H149V34H148ZM165 36H167V33H166V35ZM171 36V35H170ZM199 36V35H198ZM210 36V35H209ZM208 36V37H209ZM220 36V35H219ZM38 37V36H37ZM51 37V36H50ZM64 37H65V35H64ZM94 37H95V35H94ZM95 37V38H96ZM118 37H121V36H118ZM127 37V36H126ZM143 37V36H142ZM141 37V38H142ZM156 37V36H155ZM155 37H153V39H155V40H157V37L155 38ZM172 37V36H171ZM264 37V36H263ZM94 38V39H95ZM125 38V37H124ZM140 38V39H141ZM149 39V37H146V40H148ZM158 38H159V36H158ZM160 38H162V36L160 37ZM175 37L173 36V39H174ZM201 38V37H200ZM206 38V37H205ZM210 38V37H209ZM208 38V39H209ZM213 38V37H212ZM51 39V40H50ZM93 39V40H94ZM126 39V38H125ZM170 39L171 38H169V39H167V40H169L170 41ZM196 39H198V38H196ZM204 38H202V40H203ZM249 39V38H248ZM259 39V38H258ZM264 39V38H263ZM53 39L52 38H49V41H52ZM67 40H69V39H67ZM89 40V39H88ZM120 40H122V39H120ZM131 39H129V41H130ZM134 40V39H133ZM137 40V39H136ZM135 40V41H136ZM160 40V39H159ZM158 40V41H159ZM162 40H164V38L162 39ZM172 40V39H171ZM175 40V39H174ZM213 40V39H212ZM252 40V39H251ZM262 39H259V43H260V41H261ZM126 41V40H125ZM125 41H124V43H125ZM132 41V40H131ZM179 41V40H178ZM207 41V40H206ZM209 41V40H208ZM263 41V40H262ZM21 42V41H20ZM68 42H70V41H68ZM123 42V41H122ZM128 42V41H127ZM137 42V41H136ZM154 43L155 42H157V41H153ZM164 42V41H163ZM165 42H166V39H165ZM165 42H164V44H165ZM176 42V41H175ZM202 42V41H201ZM209 42H211V41H209ZM215 42V41H214ZM218 42V41H217ZM35 43V42H34ZM67 43V42H66ZM73 43V42H72ZM84 43V42H83ZM95 43V42H94ZM95 43V44H96ZM116 43V42H115ZM114 43V44H115ZM118 43V42H117ZM116 43V44H117ZM150 44H148V41H147V43L146 44H148V45H150L151 46V42H149ZM167 43V42H166ZM199 43V42H198ZM197 43V44H198ZM206 43H208V42H204V44H206ZM212 43V42H211ZM253 43V42H252ZM68 44V43H67ZM94 44V45H95ZM110 44V45H109ZM126 44V43H125ZM131 43H129V45H130ZM138 44V43H137ZM156 44V43H155ZM159 44V42L156 44V45H158ZM168 44H169V42H168ZM201 44H203V43H201ZM263 44V43H262ZM75 45V44H74ZM89 45V44H88ZM121 45V47H123L122 46V44H120ZM133 45H134V43H133ZM132 45V46H133ZM142 45V44H141ZM140 45V46H141ZM147 45V46H148ZM153 45V44H152ZM159 45H163V44H159ZM174 45H176V44H174ZM179 45H182V44H179ZM207 45V44H206ZM209 45V44H208ZM213 44H211L210 46H208V47H211ZM215 45V44H214ZM248 45V44H247ZM60 46H62V45H60ZM65 46V44L63 45V47ZM69 46V45H68ZM116 46V45H115ZM168 46H170V45H168ZM172 46V45H171ZM197 46V45H196ZM253 46V45H252ZM97 47V48H98ZM109 47V48H110ZM120 47V46H119ZM118 47V48H119ZM152 47H155L154 45L152 46ZM151 47V48H152ZM160 47V46H159ZM159 47H157L158 49H159ZM163 47V46H162ZM164 47H166V45L164 46ZM201 47V46H200ZM199 47V48H200ZM213 47V46H212ZM220 47V46H219ZM59 48H61L62 49V47H59ZM58 48V49H59ZM91 48V47H90ZM116 48V47H115ZM134 48V47H133ZM132 48V49H133ZM151 48H149L150 50L149 51H151ZM156 48V49H157ZM167 48H169V47H167ZM166 48V49H167ZM175 48V47H174ZM177 48V47H176ZM191 48V47H190ZM61 49H59V50H61ZM65 49V48H64ZM95 49H96V46H95ZM122 49H125V47H123ZM127 49H130L129 47L127 48ZM138 49V48H137ZM153 49V48H152ZM164 49V48H163ZM166 49L164 50V51H166ZM172 49V48H171ZM89 50V49H88ZM97 50V49H96ZM183 50V49H182ZM185 50V49H184ZM201 50V49H200ZM212 50V49H211ZM250 50V49H249ZM262 50V49H261ZM23 51V50H22ZM25 51V50H24ZM109 51H110V49H109ZM115 51V50H114ZM130 51V50H129ZM153 51V50H152ZM157 51V50H156ZM162 52L163 54H165V52ZM180 51V50H179ZM214 51L216 52V50L214 49ZM214 51H212V52H214ZM218 51V50H217ZM224 51V50H223ZM58 52V51H57ZM63 51L61 50V53H62ZM98 52H100L99 50H98ZM97 51H96V54H95V52H94V54H88V53H90V51L89 52H86L89 56H87V57H85L86 59H87V62L86 63H84L83 64V66L82 65H80V64H82V62L81 63H78V62H80V60L77 62L78 64H76L77 66H76V68L75 67H73V66H71V64H73V63H70V66H68V67H72L71 68V70H73L74 68L75 69H78L79 67H83V71H85V69L87 70V68L88 69H96V67L97 68H99L100 66H102V65H100V63H103V60L101 59V61H99V59H98V57H99V55L97 56V53H98ZM100 52V53H101ZM117 52V51H116ZM120 52V51H119ZM118 52V53H119ZM127 52V51H126ZM147 52H148V50H147ZM159 52V51H158ZM158 52H156V53H158ZM173 52V51H172ZM175 52V51H174ZM182 52V51H181ZM180 52V53H181ZM259 52V51H258ZM64 53V52H63ZM85 53V52H84ZM85 53V54H86ZM106 53H107V51H106ZM105 53V54H106ZM111 53V52H110ZM123 53H125V52H122V54ZM218 53V52H217ZM21 54V53H20ZM86 54V55H87ZM102 54V55H103ZM154 54V56H158L157 54L155 55V53H153ZM161 54V53H160ZM167 54V53H166ZM183 54V53H182ZM193 54V53H192ZM240 54V53H239ZM18 55V54H17ZM78 55V54H77ZM114 55V54H113ZM112 55V56H113ZM124 55V54H123ZM147 55H149V54H147ZM146 55V56H147ZM171 54H169V55H166V56H168V58H169V56H170ZM178 56H179V53L177 54ZM177 55L176 56H173V55H171V56H173V57H170V59H172V60H175L176 58H179V57H177ZM185 55V54H184ZM186 55H187V53H186ZM217 55V54H216ZM250 55V54H249ZM252 55V54H251ZM58 56L60 57V52H59V54H58ZM62 56H64V55H62ZM112 56H107V58H105L106 60H111L112 58ZM115 56H116V54H115ZM125 56V55H124ZM123 56V57H124ZM150 56V55H149ZM153 56V57H154ZM165 56V59L167 58ZM182 56V55H181ZM191 56V55H190ZM222 56V55H221ZM58 57V58H59ZM104 56H102V58H103ZM114 57V56H113ZM120 57V56H119ZM118 57V58H119ZM160 57H163V56H160ZM183 57V56H182ZM244 57V56H243ZM57 58V57H56ZM68 58V57H67ZM116 58V57H115ZM125 58V57H124ZM164 58V57H163ZM184 58L185 57H183L182 58V60H184ZM187 58V57H186ZM194 58V57H193ZM221 58H223V56L221 57ZM247 58V57H246ZM14 59V58H13ZM18 59V58H17ZM28 59V58H27ZM60 59V58H59ZM63 59V58H62ZM68 59H70V58H68ZM68 59L66 60V61H68ZM76 59V58H75ZM86 59H84L85 61H86ZM160 58H158L157 60H159ZM248 59V58H247ZM247 59H244V60H247ZM251 59V58H250ZM84 60H82V61H84ZM150 60V59H149ZM153 60V59H152ZM156 60V59H155ZM155 60H153V61H155ZM164 60V59H163ZM167 60V59H166ZM165 60V61H166ZM171 60V61H172ZM185 60H187V59H185ZM184 60V61H185ZM191 60V59H190ZM194 60V59H193ZM192 60V61H193ZM218 60V59H217ZM219 60H220V57H219ZM222 60H224V59H222ZM222 60H220V61H222ZM249 60V59H248ZM247 60V61H248ZM253 60V59H252ZM256 60H257V58H256ZM14 61H17V60H14ZM20 61V60H19ZM19 61L18 62H13L11 65H10V68L11 69H16V68H18L19 66H20V63H19ZM70 61V60H69ZM113 61V60H112ZM123 61V60H122ZM168 61V60H167ZM167 61L166 62H164V65H165V63H167ZM170 61V62H171ZM197 61V60H196ZM214 61V60H213ZM76 62V61H75ZM105 62V61H104ZM111 62V61H110ZM109 62V63H110ZM115 62V61H114ZM125 62V61H124ZM149 62V61H148ZM157 62V61H156ZM159 62H163L162 60H160ZM169 62V61H168ZM183 62V61H182ZM186 62H188V61H186ZM219 62V61H218ZM217 62V63H218ZM250 62V61H249ZM254 62V61H253ZM264 62V61H263ZM112 63V62H111ZM110 63V64H111ZM116 63V62H115ZM121 62L119 61V64H120ZM130 63V62H129ZM128 63V64H129ZM151 63H153V62H149V64L148 65H151ZM177 63V62H176ZM189 63V62H188ZM188 63H186V64H188ZM251 63H252V61H251ZM256 63V62H255ZM67 64H68V62H67ZM105 64V63H104ZM116 64H118V63H116ZM116 64H112V66L113 65H116ZM122 64V63H121ZM124 64V63H123ZM122 64V65H123ZM127 64V65H128ZM154 64V63H153ZM171 64V63H170ZM170 64L168 65V66H170ZM220 64V63H219ZM218 64V65H219ZM243 64V63H242ZM6 65V64H5ZM9 65V64H8ZM107 65H109V64H107ZM125 65V64H124ZM130 65V64H129ZM128 65V66H129ZM253 65V64H252ZM7 66V65H6ZM106 66V65H105ZM153 67L155 66V64L154 65H152ZM152 66H150V69H152L151 67ZM157 66V65H156ZM162 66H163V63H162ZM162 66H159V69H163L162 68ZM206 66V65H205ZM237 66V65H236ZM243 66V65H242ZM248 66V65H247ZM246 66V67H247ZM263 66V65H262ZM67 67V66H66ZM107 67V66H106ZM110 67V66H109ZM108 67V68H109ZM148 67V66H147ZM187 67V66H186ZM245 67V68H246ZM249 67H250V65H249ZM102 68H104L103 66H102ZM108 68H106V70H104L105 72H103V73H100V82H98V79H97V82L98 83H100V84H98L97 86H99V87H97L98 88V90H97V88L96 87H93L92 89H94L95 88V90L96 91H99V88H100V91H99V93L98 94H100V93H102V96L104 95V96H108V98H106L105 100H108L107 101V103H103V102H101L100 104L102 105V108H106L107 109V112L109 111H113L112 113H111V115L109 114V115H107V114H105L107 117L106 118H104L105 119V123L106 124H111L110 126H112L113 124H114V126H112V128L114 129L116 126H115V124L117 125V127L119 128V133L118 134H121V135H123L128 141V143H129V145H128V143H127V145H128V147L129 146H131L132 148H134L135 150H136V152L133 150V152H131L132 154L135 152V157L137 156L138 157V154H140V152H142L141 151V149L138 147L139 145L135 142V144L133 143L134 142V139L137 137V134H138V131H137V128L135 129V128H130L131 126L129 125V124H127V120H126V117L127 118H129V116H133L134 118H137L138 116H139V113H138V111H137V109L136 108H133V107H131V106H128V104L130 103V99H131V97H133V96H131L132 94H131V92H130V90L129 89H126V91H124V85L123 86H121L120 85V83H121V81H123L124 79H122L121 77H120V74H119V72H114V70L112 71V70H110V69H108ZM129 68V67H128ZM130 68H131V66H130ZM144 68V67H143ZM149 68V67H148ZM164 68H165V66H164ZM202 68H204V66L202 67ZM8 69H9V66H8ZM69 69V68H68ZM81 69V68H80ZM100 69H101V67H100ZM105 69V68H104ZM111 69H112V67H111ZM126 69H127V66H126ZM132 69V68H131ZM145 70H147L146 69V67L144 68ZM155 69H157V68H155ZM166 69H168V68H166ZM184 70H185V67L183 68ZM187 69V68H186ZM242 69V68H241ZM247 69V71H250L251 69L250 68H246ZM246 69H244V70H246ZM250 69V70H249ZM255 68H253L252 70H254ZM50 70L51 69H49V72H50ZM70 70V69H69ZM68 70V71H69ZM82 70V69H81ZM92 70V73H94V71H98V70H94L93 71ZM133 70V69H132ZM154 70V69H153ZM165 70V69H164ZM163 70V71H164ZM173 70V69H172ZM262 70V69H261ZM47 72H48V70H46ZM54 71V70H53ZM78 71V70H77ZM100 71V70H99ZM98 71V72H99ZM129 71V70H128ZM135 71H137V70H135ZM158 71H160V70H157V72ZM165 71H167V70H165ZM169 71V70H168ZM189 71H190V69H189ZM259 71V70H258ZM8 72H10V71H8ZM18 72V71H17ZM48 72V73H49ZM56 72V71H55ZM55 72H52V74L54 73L55 74ZM64 72V71H63ZM66 72V71H65ZM72 72V71H71ZM74 73L76 72V70L75 71H73ZM95 72V73H96ZM100 72H102V71H100ZM133 72H134V70H133ZM144 72V71H143ZM155 72V71H154ZM161 72V71H160ZM172 72V71H171ZM185 72V71H184ZM233 72V71H232ZM245 72V71H244ZM255 72V71H254ZM16 73V72H15ZM40 73V72H39ZM81 73V72H80ZM86 73H87V71H86ZM85 73V74H86ZM95 73H94V75H95ZM165 72H163V74H164ZM170 73V72H169ZM174 73V72H173ZM172 73V74H173ZM176 73H179L178 71L176 72ZM175 73V74H176ZM187 73H189L188 71H187ZM9 74V73H8ZM7 74V75H8ZM69 74H70V71H69ZM76 74V73H75ZM90 74H91V72H90ZM122 74V73H121ZM124 74V73H123ZM130 74V73H129ZM134 74H136L135 72H134ZM133 74V75H134ZM138 74V73H137ZM141 74V73H140ZM146 74H148L149 75V77L151 78V76H150V73H146ZM158 75H159V73H157ZM172 74H171V76H172ZM174 74V75H175ZM181 74V73H180ZM203 74V73H202ZM245 74H246V72H245ZM252 74H253V72H252ZM257 74V72L256 73H254V75H256ZM50 75V74H49ZM49 75H48V77H49ZM74 75V74H73ZM72 75V76H73ZM78 75V74H77ZM81 75V74H80ZM97 75V74H96ZM99 75V74H98ZM97 75V76H98ZM131 76V75H128V77L129 76H131V77H135V76H137V75H134V76ZM142 75H145V74H142ZM168 75V74H167ZM173 75V76H174ZM178 75V74H177ZM248 75V74H247ZM258 75V74H257ZM19 76V75H18ZM75 76V75H74ZM87 76V75H86ZM96 76V77H97ZM154 76V75H153ZM153 76H152V78H153ZM188 76V75H187ZM186 76V77H187ZM233 76V75H232ZM250 76V75H249ZM262 76V75H261ZM260 76V77H261ZM20 77V76H19ZM54 76H52L51 78H53ZM55 77H56V75H55ZM81 77V76H80ZM92 77V76H91ZM90 77V78H91ZM143 77L144 76H142V79H143ZM149 77H147V78H149ZM155 77V76H154ZM157 77V76H156ZM186 77L184 78V79H186ZM192 77H194V76H192ZM251 77V76H250ZM254 77V76H253ZM259 77V78H260ZM6 78V77H5ZM57 78V77H56ZM56 78H54V80H56ZM87 78V77H86ZM93 78H94V76H93ZM120 78H121V80H120ZM137 78H139V76L137 77ZM144 78H146V77H144ZM161 78V77H160ZM167 78V77H166ZM170 78V77H169ZM168 78V79H169ZM173 78V77H172ZM172 78H170L169 80H172ZM181 78H183V76L181 77ZM189 78V77H188ZM252 78V77H251ZM255 78V77H254ZM17 79V78H16ZM58 79V78H57ZM159 80V76H158V78H154V81L155 80ZM192 80H193V78H191ZM195 79V78H194ZM208 79V78H207ZM247 79L249 80V78L247 77ZM253 79V78H252ZM50 80V79H49ZM53 80V81H54ZM61 80V79H60ZM60 80H59V82L57 81V83H59V84H56L55 85V88L54 89H56L55 90V94H54V96L56 97V96H58V95H61V93H62V86L60 87ZM81 81H83L82 80V78L80 79ZM93 80V79H92ZM95 80V79H94ZM141 80V79H140ZM149 80V79H148ZM147 80V81H148ZM152 80V79H151ZM163 80V79H162ZM251 80V79H250ZM249 80V81H250ZM260 80V81H259ZM257 79V81H259L260 83H261V79ZM7 81H8V83H10L11 85H12V82L13 81H15V75H8L7 76ZM18 81V80H17ZM52 81V80H51ZM62 81V80H61ZM67 81H68V79H67ZM70 81V80H69ZM73 81H75V80H73ZM87 81V80H86ZM126 81V80H125ZM146 81V80H145ZM144 81V82H145ZM161 81V80H160ZM167 81V80H166ZM191 81V80H190ZM190 81H189V83H190ZM253 81H254V79H253ZM5 82V81H4ZM50 82V81H49ZM49 82L47 83V84H49ZM66 82V81H65ZM77 82V81H76ZM94 81H92V83H93ZM136 82V81H135ZM140 82V81H139ZM141 82H143V80L141 81ZM140 82V83H141ZM143 82V83H144ZM162 83H164L165 82V74H164V81H161ZM170 82H173V81H170ZM262 82H264V81H262ZM14 83V82H13ZM21 82H19V84H20ZM62 83V82H61ZM67 83H69L68 85L70 86V84H71V82H67ZM92 83L90 84V85H92ZM95 83V82H94ZM124 83V82H123ZM133 83V82H132ZM140 83L138 84L139 86H140ZM147 83V82H146ZM149 83V82H148ZM161 83V84H162ZM167 83H169V81H167ZM187 83V82H186ZM203 83V82H202ZM248 83H251V82H248ZM5 84H7V83H5ZM16 84V83H15ZM55 84V83H54ZM54 84H53V87H54ZM62 84H64V83H62ZM77 84V83H76ZM89 84V83H88ZM97 83H95V85H96ZM137 84V83H136ZM135 84V85H136ZM152 84H154L153 82H152ZM151 84V85H152ZM172 84V83H171ZM171 84H169V85H171ZM245 84V83H244ZM256 84V83H255ZM257 84H258V82H257ZM256 84V85H257ZM262 84V83H261ZM67 85V86H68ZM137 85V86H138ZM159 85H160V83H159ZM159 85H156V86H159ZM164 85H166L167 86V84H164ZM178 85V84H177ZM185 85H187V84H185ZM189 85H191V84H189ZM206 85V84H205ZM218 85V84H217ZM216 85V86H217ZM253 85V84H252ZM8 86V85H7ZM7 86H5L6 87V89L8 88ZM15 86V85H14ZM13 86V87H14ZM48 86H50V85H48ZM52 86V85H51ZM51 86H50V88H51ZM66 85H65V87L64 88H66L67 87ZM78 87H79V85H77ZM138 86V87H139ZM143 86H145V88H147V85H143ZM161 86V85H160ZM188 86V85H187ZM215 86V87H216ZM244 86V85H243ZM47 87V86H46ZM52 87V88H53ZM81 87V86H80ZM89 87V86H88ZM138 87H136V89L138 88ZM155 86L153 85V89L155 90V88H157V87H155ZM169 87V86H168ZM184 87V86H183ZM189 87V86H188ZM218 87V86H217ZM264 87V86H263ZM10 88V87H9ZM8 88V89H9ZM51 88V89H52ZM63 88V89H64ZM72 88H73V86H72ZM72 88H71V90H72ZM128 88V87H127ZM130 88V87H129ZM141 88H142V85H141ZM144 88V89H145ZM151 88L152 87H150V88H148V89H150L151 90ZM159 88V87H158ZM167 88V87H166ZM165 88V89H166ZM173 88H174V86H173ZM176 88V87H175ZM186 88V87H185ZM202 88V87H201ZM253 88H256V87H253ZM260 88H262V86H260ZM15 89V88H14ZM17 89V88H16ZM19 89V88H18ZM48 89H49V87H48ZM53 89V90H54ZM68 89V88H67ZM79 89H81V88H78L76 91H77V94L78 95H80V91L81 90H83V88L78 92V90ZM133 89V88H132ZM135 89V88H134ZM143 89V88H142ZM161 89V88H160ZM169 89V91L167 90V94H169V96H168V99H169V97H171V96H173V94L175 93H177V92H172V91H170V89H172L171 87L170 88H168ZM207 89H208V87H207ZM258 89V88H257ZM164 90V89H163ZM173 90V89H172ZM264 90V89H263ZM14 91V90H13ZM12 91V92H13ZM17 91H19V90H17ZM43 91V90H42ZM85 91V90H84ZM145 91H147V90H145ZM149 91V90H148ZM157 91V90H156ZM155 91V92H156ZM165 91V90H164ZM185 91V90H184ZM211 90H209V92H210ZM24 92V91H23ZM39 92V91H38ZM41 92V91H40ZM45 92V91H44ZM44 92H42V93H44ZM52 92V91H51ZM133 92V91H132ZM138 92H139V88H138ZM142 92H144V91H142ZM154 92V91H153ZM204 92L206 93V91H203V94L202 95H204ZM262 92V91H261ZM20 93V92H19ZM18 93V94H19ZM22 93V92H21ZM46 93H47V91H46ZM50 92H48V94H49ZM67 93H68V95L69 94H71V93H69L68 92V90H67ZM84 93V92H83ZM93 93H95V91L93 92ZM134 93V92H133ZM145 93V92H144ZM147 93H149V92H147ZM147 93H145V94H147ZM152 92H150V94H151ZM157 93V92H156ZM158 93H161L162 95H163V93H162V91L161 92H159L158 91ZM211 93V92H210ZM6 94V93H5ZM36 94H38V93H36ZM40 94V93H39ZM38 94V96L37 97H39V96H41V94L39 95ZM74 95H75V93H73ZM73 94H71L72 96H74ZM88 94H89V92H88ZM87 94V95H88ZM97 94V93H96ZM96 94H95V97H96ZM140 94V93H139ZM144 94V95H145ZM182 94V93H181ZM207 95L206 96H208V93H206ZM213 94V93H212ZM215 94V96H216V93H214ZM222 94V93H221ZM240 94V93H239ZM50 95V94H49ZM49 95H48V97H49ZM85 95V94H84ZM142 95V94H141ZM143 95V97L145 98V100H146V97ZM153 95V94H152ZM158 95V94H157ZM157 95L155 96V97H157ZM161 95V96H162ZM165 95V94H164ZM186 95V94H185ZM185 95H183V96H185ZM219 95V94H218ZM217 95V96H218ZM227 95V94H226ZM261 95H262V93H261ZM6 96V95H5ZM43 96V95H42ZM44 96H45V94H44ZM42 97L43 99L45 98V97H47V96H45V97ZM51 96V95H50ZM71 96V97H72ZM83 96V95H82ZM99 96V95H98ZM98 96H97V98H98ZM137 96V95H136ZM147 96V95H146ZM154 96V95H153ZM161 96H159L160 98H161ZM187 96V95H186ZM205 96V95H204ZM211 96V95H210ZM209 96V97H210ZM214 96V97H215ZM223 96V95H222ZM4 97V96H3ZM55 97L53 98V99H55ZM66 96L64 95L62 98H65ZM70 97V96H69ZM74 97H76L77 98V96H74ZM89 97H90V94H89ZM92 97H93V95H92ZM95 97H94V100H95ZM139 97H141V96H139ZM143 97H141V99L143 98ZM150 97V96H149ZM149 97H148V99H149ZM159 97H157V98H155L156 99V101H158L157 99H159V100H163V98L165 97V96H162V98L160 99ZM213 97V98H214ZM261 97V96H260ZM5 98V97H4ZM41 98V97H40ZM51 97H49V99H50ZM57 98V97H56ZM68 98V97H67ZM91 98V97H90ZM96 98V99H97ZM100 98V97H99ZM103 98V97H102ZM102 98H100V99H102ZM151 98V97H150ZM204 98V97H203ZM216 98H218V97H216ZM262 98H263V96H262ZM3 99V98H2ZM8 99H9V97H8ZM8 99H3V101L4 100H8ZM43 99H41L42 101H43ZM46 99V98H45ZM48 99V100H49ZM66 99V98H65ZM71 99H74V98H71ZM77 99H80V98H77ZM76 99V100H77ZM82 99H83V97H82ZM81 99V100H82ZM88 99V98H87ZM86 99V100H87ZM93 99V98H92ZM99 99V100H100ZM134 99V98H133ZM140 99V100H141ZM154 99V98H153ZM167 99V100H168ZM188 99V98H187ZM206 99V98H205ZM215 99V98H214ZM40 100V99H39ZM51 100V99H50ZM56 100V99H55ZM54 100V101H55ZM57 100H59L58 98H57ZM60 100H61V97H60ZM59 100V101H60ZM70 100V99H69ZM75 100V99H74ZM84 100V99H83ZM89 100V99H88ZM93 100V101H94ZM142 100H144V99H142ZM141 100V102H143ZM144 100V101H145ZM174 100V99H173ZM172 99H170V101H173ZM177 100H179V99H177ZM192 100V99H191ZM190 100V101H191ZM195 100V99H194ZM199 100V99H198ZM207 100V99H206ZM217 100V99H216ZM219 100H221L220 98H219ZM223 100H225V98L223 99ZM227 100V99H226ZM231 100V99H230ZM261 100V99H260ZM53 101V100H52ZM50 102V103H48L47 104V102H44V103H46L48 106H49V104H54L53 102ZM58 101V102H59ZM67 101V100H66ZM66 101H60V102H66ZM72 101V100H71ZM71 101H69V102H66V103H70ZM79 101V100H78ZM151 101H154V100H151ZM164 101V100H163ZM162 101V102H163ZM169 101V100H168ZM176 101V100H175ZM187 101V100H186ZM193 101V100H192ZM210 101V100H209ZM208 101V102H209ZM254 101V100H253ZM10 102V101H9ZM58 102H57V104H58ZM73 102V101H72ZM89 102H91L90 100H89ZM88 102V103H89ZM100 102V101H99ZM134 102V101H133ZM141 102H138V103H141ZM159 102V101H158ZM174 102V101H173ZM188 102V101H187ZM186 102V103H187ZM196 102V101H195ZM199 102V101H198ZM220 102V101H219ZM227 102V101H226ZM233 102V101H232ZM258 102V101H257ZM6 103H7V101H6ZM5 103V104H6ZM84 103V102H83ZM83 103H81V104H83ZM146 103V102H145ZM150 103H154L155 105H156V103L155 102H150ZM171 103V102H170ZM189 103V102H188ZM188 103H187V105H188ZM192 103V102H191ZM205 103H207L206 101H205ZM260 103V102H259ZM263 103V102H262ZM262 103H260L261 105H262ZM4 104V105H5ZM42 103H40V105H41ZM67 104V105H68ZM72 105H73V103H71ZM75 104V103H74ZM78 104V103H77ZM80 104V103H79ZM104 104V105H103ZM147 104H149V103H147ZM153 104V105H154ZM162 104V103H161ZM195 104H197L198 105V103H195ZM215 104H217V102L215 103ZM220 104V103H219ZM228 104V103H227ZM227 104H225V105H227ZM258 104V103H257ZM257 104H255V105H257ZM259 104V105H260ZM21 105V104H20ZM71 105V106H72ZM76 105V104H75ZM84 105V104H83ZM82 105V106H83ZM91 105V104H90ZM89 105V106H90ZM97 105V104H96ZM157 105H158V103H157ZM160 105V104H159ZM158 105V106H159ZM163 105H165V103L163 104ZM163 105H160V106H162V111H159V112H162L163 114H167L168 113V109H166V107H163ZM171 105H172V103H171ZM170 105V106H171ZM190 105L191 104H189V106H186V104H185V106L186 107H188V108H190V110H193L194 108H195V106L194 105H192V106H194V108H191L190 107ZM211 105V104H210ZM209 105V106H210ZM212 105H214L213 103H212ZM225 105H223L225 108L228 106H225ZM258 105V106H259ZM9 106V105H8ZM11 106V105H10ZM15 106V105H14ZM13 106V107H14ZM24 106H25V104H24ZM23 106V107H24ZM51 106V105H50ZM62 106V105H61ZM66 106V104L64 105V107ZM71 106H70V108H71ZM77 106V105H76ZM79 106V105H78ZM85 106V105H84ZM104 106V107H103ZM142 106V105H141ZM148 106V105H147ZM152 106V105H151ZM151 106H150V110H151ZM170 106H168L169 108H170ZM184 106V107H185ZM199 106V105H198ZM198 106H197V108H198ZM209 106H207L206 107V109H208V107ZM232 106V105H231ZM231 106L229 105L228 107H230L231 108ZM20 107V106H19ZM27 107V106H26ZM38 107V106H37ZM43 107V105L41 106V108ZM47 107V106H46ZM52 107H54V106H52ZM69 107V106H68ZM74 107V106H73ZM136 107V106H135ZM154 107V106H153ZM174 107V106H173ZM211 107V106H210ZM209 107V108H210ZM213 107V106H212ZM219 107V106H218ZM21 108V107H20ZM19 108V109H20ZM39 108H40V106H39ZM39 108H37V111L33 114V116H32V119L34 120H36L37 121V119H40L43 115H45V114H41L42 113V111H41V109H39ZM50 108V107H49ZM57 106H56V109H54V111L55 110H57ZM69 108V109H70ZM76 108V107H75ZM78 109H79V107H77ZM84 108V107H83ZM82 108V109H83ZM90 108V107H89ZM99 108V107H98ZM141 108V107H140ZM139 108V109H140ZM142 108H144V103H143V107ZM147 108H149V107H146V109ZM155 108H157V107H155ZM160 108V107H159ZM158 108V109H159ZM224 108V109H225ZM230 108H229V110H230ZM5 109H7V108H4V110ZM13 109V108H12ZM23 109V108H22ZM45 110V108H42V110ZM53 109V108H52ZM51 109V110H52ZM66 109H67V107H66ZM86 109H87V107H86ZM97 109V108H96ZM100 109H101V107H100ZM152 109H154V108H152ZM183 109V111H184V109L185 108H182ZM196 109V108H195ZM194 109V110H195ZM214 109V111H215V108H213ZM212 109V110H213ZM216 112L217 111H219V109L217 108V106H216ZM256 109V108H255ZM258 109V108H257ZM9 110V109H8ZM8 110H6V111H8ZM21 110V109H20ZM26 110V109H25ZM62 110H64L63 109V107H62ZM75 110H77V109H75ZM74 110V111H75ZM84 110V109H83ZM91 110V109H90ZM95 110V109H94ZM141 110V109H140ZM139 110V111H140ZM145 110V109H144ZM155 110V109H154ZM157 110V109H156ZM170 110V109H169ZM172 110V109H171ZM171 110H170V113H172L171 112ZM175 110V109H174ZM193 110V111H194ZM262 110V109H261ZM260 110V112L259 113H262V111ZM17 114H18V108H17ZM27 111H28V108H27ZM26 111V112H27ZM33 111V110H32ZM59 111V110H58ZM65 111V110H64ZM69 111V110H68ZM73 111V110H72ZM88 111V110H87ZM97 111H99V109L97 110ZM103 111H106L105 109L104 110H101V112H103ZM146 111V110H145ZM144 111V112H145ZM147 111H149L148 109H147ZM186 112H187V109L185 110ZM185 111H184V115H186V113H185ZM192 111V112H193ZM213 111V112H214ZM220 111H222V109L220 110ZM254 111V110H253ZM257 111V110H256ZM5 112V111H4ZM9 112V111H8ZM8 112H6L5 114H10L11 113V111L8 113ZM29 112V111H28ZM49 112V111H48ZM56 112V111H55ZM54 112V113H55ZM84 112H86V111H84ZM90 112V111H89ZM88 112V113H89ZM92 112H93V110H92ZM91 112V113H92ZM143 112V111H142ZM141 112V113H142ZM150 112V111H149ZM157 112V111H156ZM190 112V111H189ZM189 112H187V113H189ZM201 112V111H200ZM210 114H211V112H210V110L208 111ZM213 112H212V114H213ZM227 112V111H226ZM13 113V112H12ZM20 113V112H19ZM33 113V112H32ZM32 113H28L30 116H31V114ZM52 113V112H51ZM61 112H59V114H60ZM65 114H66V112H64ZM63 112H62V114H60V115H63L64 114ZM68 113V112H67ZM71 113V112H70ZM70 113H68V114H70ZM77 113V111H75V114ZM88 113H86V115H87V118H88ZM90 113V114H91ZM97 113V112H96ZM154 113V112H153ZM153 113H151L150 112V114L149 115H151L152 116V114ZM183 113V112H182ZM191 113V112H190ZM197 113V112H196ZM255 113V112H254ZM21 114V113H20ZM25 114V113H24ZM50 114V113H49ZM72 114H74V113H72ZM75 114H74V116H75ZM79 114V111H78V113L76 114L77 115V117L79 116L78 115ZM90 114H89V117H90ZM100 114V113H99ZM103 114V113H102ZM158 114V113H157ZM195 114V113H194ZM222 114V113H221ZM224 114V113H223ZM10 115H12V114H10ZM19 115V114H18ZM22 115V114H21ZM26 115V114H25ZM24 115V116H25ZM113 115V116H112ZM148 115V116H149ZM155 115V114H154ZM162 114H160L159 116H161ZM206 115V114H205ZM215 115H217V114H215ZM218 115H219V112H218ZM9 116V115H8ZM26 116H28V115H26ZM25 116V117H26ZM29 116V117H30ZM48 116H50V115H48L47 114V117ZM52 116V115H51ZM66 116V115H65ZM64 115L62 116V117H65ZM68 116H70V115H68ZM92 116V115H91ZM95 116V115H94ZM124 116V117H123ZM140 116H143V115H141L140 114ZM167 116V115H166ZM181 116H183V115H181ZM187 116H188V114H187ZM190 116V115H189ZM198 116V115H197ZM210 116V115H209ZM214 116V115H213ZM212 116V117H213ZM230 116V115H229ZM229 116H226V117H229ZM256 116V115H255ZM258 116H259V114H258ZM263 116V115H262ZM7 117V116H6ZM19 117V116H18ZM67 117V116H66ZM65 117V118H66ZM97 117H100V116H97ZM97 117H96V120H98L97 119ZM102 117H105V116H102ZM154 117V116H153ZM156 117V116H155ZM162 117V116H161ZM169 117H171V116H169ZM177 117H178V115H177ZM208 117V116H207ZM214 117H216V116H214ZM260 117H261V115H260ZM1 118V117H0ZM4 118V117H3ZM13 118V117H12ZM11 118V119H12ZM22 118V117H21ZM27 118V117H26ZM25 118V119H26ZM31 118V117H30ZM43 118V117H42ZM54 118H55V115H54ZM60 118H61V116H60ZM72 118H73V115H72ZM76 118V117H75ZM95 118V117H94ZM93 118V119H94ZM101 118V117H100ZM99 118V119H100ZM131 118V117H130ZM140 118H144V117H140ZM139 118V119H140ZM149 118V117H148ZM224 118V117H223ZM11 119L9 120V119H6V120H8V121H11ZM16 120H17V118H15ZM28 119V118H27ZM31 119V120H32ZM43 119H45V118H43ZM43 119H40L41 121L43 120ZM48 119V118H47ZM46 119V120H47ZM49 119H50V117H49ZM62 119V118H61ZM90 119V118H89ZM92 119V118H91ZM102 119V118H101ZM151 120H152V118H150ZM154 119V118H153ZM162 119V118H161ZM163 119H164V116H163ZM167 119V118H166ZM166 119H165V122H166ZM184 119V118H183ZM190 119V118H189ZM216 119V118H215ZM260 119V118H259ZM258 119V120H259ZM262 119V118H261ZM4 120V119H3ZM2 120V121H3ZM13 120V119H12ZM23 121H24V119H22ZM21 120V121H22ZM34 120V121H35ZM56 120V119H55ZM62 120H64V119H62ZM61 120V121H62ZM86 121H88V119H85ZM144 120V119H143ZM159 120H160V118H159ZM185 120H187V122L186 123H188L189 124V122H188V118H185ZM209 120V119H208ZM210 120H211V118H210ZM213 120H214V118H213ZM217 120V119H216ZM220 120V119H219ZM223 120V119H222ZM226 120L228 121L229 119L228 118H226L225 119V121L224 122H226ZM2 121H1V124H2ZM8 121H6L8 124L9 123H11V122H8ZM20 121V120H19ZM30 121V120H29ZM35 121V122H36ZM57 121H59V118H58V120ZM60 121V122H61ZM85 121V122H86ZM90 121V120H89ZM93 121V120H92ZM103 121V120H102ZM142 121V120H141ZM153 121V120H152ZM156 121V120H155ZM168 121V120H167ZM263 121V120H262ZM4 122V124H3V126H5V127H3V131H9V127H8V125H5L6 124V122L5 121H3ZM26 122V121H25ZM38 122H39V120H38ZM52 122H56V121H52ZM63 122V121H62ZM85 122H83V123H85ZM98 122V121H97ZM104 122V121H103ZM140 122V121H139ZM143 122V121H142ZM145 123H147L146 122V120L144 121ZM151 122V121H150ZM149 122V123H150ZM161 122H162V120H161ZM165 122L163 123V124H165ZM172 122V121H171ZM180 122L181 121H178V123L180 124ZM207 122V121H206ZM215 122V121H214ZM22 123V122H21ZM24 123V122H23ZM31 123V122H30ZM32 123H33V121H32ZM99 123L101 124L102 122H100V120H99ZM135 123V122H134ZM144 123V124H145ZM173 123H175L174 121H173ZM210 123V122H209ZM208 123V124H209ZM215 123H217V125L220 123V122H215ZM222 123V122H221ZM227 123V122H226ZM13 124V123H12ZM27 124H29L28 122H27ZM36 125V124H38V123H33V125ZM39 124H40V122H39ZM38 124V125H39ZM46 124V123H45ZM47 124H49V123H47ZM57 124H59V123H53V125H57ZM78 124V123H77ZM76 124V125H77ZM80 124V123H79ZM78 124V125H79ZM96 124V123H95ZM104 124V123H103ZM142 124V123H141ZM167 124V123H166ZM165 124V125H166ZM172 124V123H171ZM171 124H169V125H171ZM179 124H175L174 125V127L172 128L171 126H169L168 124V128L169 129H173V131H174V137L172 136H166V138H168V137H171L170 139H168L169 141H168V144L172 147H175V148H177L178 146L180 147V145L178 144L177 146H174V144H177L178 143V138L177 137H179V135L176 137L175 135H177L178 134V132L180 133V131L182 130L180 127V125ZM181 124H183V123H181ZM17 128H18V131L21 129H19V127H21V125L18 123V124H14ZM14 125H12V126H14ZM31 124H29V126H30ZM34 125V126H35ZM37 125V126H38ZM40 125H42L43 127L42 128H40L39 130L40 131H42V133L43 132H45V129L47 128L46 127V125H43L42 124V122H41V124ZM60 125V124H59ZM91 125V127H92V125H93V123L92 124H90ZM130 127H129V126ZM135 125V124H134ZM150 125V124H149ZM214 125V124H213ZM212 124H210L209 126L211 127V126H213ZM219 125H221V124H219ZM218 125V126H219ZM227 125V124H226ZM228 125H229V123H228ZM227 125V126H228ZM48 126V125H47ZM80 126V125H79ZM86 126H87V124H86ZM104 126V125H103ZM103 126H102V128H103ZM138 126H139V124H138ZM137 126V127H138ZM145 126V125H144ZM152 126H153V124H152ZM190 126V125H189ZM192 126V125H191ZM207 126V125H206ZM208 126V127H209ZM216 126V125H215ZM226 126V127H227ZM264 126V125H263ZM262 126V127H263ZM1 127V126H0ZM23 127V126H22ZM25 127V126H24ZM31 127H33V126H31ZM31 127H29V128H31ZM40 127V126H39ZM82 128L84 127V128H86L84 125H82L81 126ZM81 127H78V128H81ZM87 127H90V126H87ZM91 127H90V129H91ZM96 127V126H95ZM94 127V128H95ZM108 127V126H107ZM116 127V128H117ZM133 127H135V126H133ZM146 127H148V126H146ZM167 126H165V128L164 129H168V128H166ZM185 127V126H184ZM196 127V126H195ZM225 127V128H226ZM261 127V128H262ZM15 128V127H14ZM16 128V129H17ZM36 128V127H35ZM38 128V127H37ZM48 128H49V126H48ZM52 127L50 126V129H51ZM73 128V127H72ZM77 127H75V129H76ZM77 128V129H78ZM93 128V127H92ZM96 128H98V127H96ZM99 128H101V126L99 127ZM98 128V129H99ZM115 128V129H116ZM117 128V129H118ZM143 128V127H142ZM141 128V129H142ZM212 128V127H211ZM216 129L218 128V127H215ZM228 128V127H227ZM15 129V130H16ZM25 130H27V127H25L24 128ZM50 129H46L47 131H49ZM74 129V130H75ZM113 129H112V132H113ZM181 129V130H180ZM188 129V128H187ZM190 129V128H189ZM192 129V128H191ZM213 129V128H212ZM211 129V130H212ZM31 130V129H30ZM73 130V131H74ZM83 129H81V131H82ZM87 130V129H86ZM97 129H95V131H96ZM103 130H106V128L105 129H103ZM180 130V131H179ZM184 130V129H183ZM214 130V129H213ZM212 130V131H213ZM221 130V129H220ZM262 130H264V129H262ZM12 131H14V130H12ZM39 131V132H40ZM51 132H52V130H50ZM50 131L48 132V133H50ZM54 131V130H53ZM78 131H80V130H78ZM84 131V130H83ZM83 131L81 132L82 133V135H80V134H77V133H74L73 135H74V138H70V140H71V142L69 143V145H68V150L67 149H65L64 148V150H66L68 153H69V155H70V157L68 156V155H66V156H68L69 157V163H68V161H67V164L70 166V168H67V169H70V170H68V171H71V172H73V174H75V173H78V171H80V173L82 172V171H84V173L86 172V173H89L91 170H92V168L90 169V164H89V161H90V159H92L91 157H93L92 156V150H93V148H95L96 147V150L97 151H102V149L104 148L105 149V147H104V142H106L107 140L105 139V137H103V136H105V134H104V132H107V131H109V130H107V131H104V132H102L103 133V135L99 132L98 133V131H97V133H94V134H91V132H89L90 133V135H88L87 134V132L86 131H84V133H83ZM90 131V130H89ZM91 131H93V130H91ZM94 131V132H95ZM100 131V130H99ZM114 131H116V130H114ZM162 131H164V130H162ZM172 131V132H173ZM194 131V130H193ZM207 131L208 130H206V132H205V135H206V133H207ZM21 132H25V131H21ZM38 132V133H39ZM141 132V131H140ZM139 132V133H140ZM167 132V131H166ZM169 132V131H168ZM190 132V131H189ZM191 132H192V130H191ZM190 132V133H191ZM218 131H216V133H217ZM221 132H222V130H221ZM220 132V133H221ZM5 133V132H4ZM70 133V132H69ZM144 133H146V131L144 132ZM163 133V132H162ZM170 133V132H169ZM169 133H166V134H169ZM189 133V134H190ZM17 134H19V132H17ZM30 134V133H29ZM29 134H27V135H29ZM110 134V133H109ZM112 134V133H111ZM115 134V133H114ZM117 134V133H116ZM165 134V135H166ZM191 134H193V133H191ZM210 134V133H209ZM218 134H219V132H218ZM217 134V136H219ZM31 135H32V137L34 136V134H32V132H31ZM45 135H47V132H46V134ZM51 135V134H50ZM53 135V134H52ZM64 135V134H63ZM71 135V134H70ZM108 135V134H107ZM171 135V134H170ZM38 136H40L39 134H38ZM42 136V135H41ZM114 136H117V138H118V136H120V135H114ZM114 136H113V138H114ZM139 136H141V135H139ZM139 136H138V138H139ZM143 137H144V135H142ZM185 136V135H184ZM194 136H195V134H194ZM194 136H192V137H194ZM8 137V136H7ZM31 137V138H32ZM122 137V136H121ZM30 138V135H29V137H27V136H25V135H20V137H18V141H8V140H5L3 143H2V146H0V152H5V153H7V151L6 150H11V149H16L14 146L19 142V144L21 145L18 149H16V157L13 159V161H14V163H15V166H16V170L14 171V172H12V173H10L9 175H8V183H9V185L11 186V189H12V187H13V189L15 190V192H16V194H17V198H16V202H18V208H17V212L19 213V216L21 217V219L22 220H26V219H28L29 217H30V214H31V206H30V204H29V202L27 201V197L29 196L30 198H31V196L32 195H39L40 194V189H41V187L44 185V183H45V176L46 175H44V171L45 170H47V169H45V167H42V164H39V163H41V161H40V159L42 158V154L40 153V152H36L34 149H33V147H32V144L34 145V142H33V140ZM33 138H36V137H33ZM48 138H49V135H48ZM110 137H108L107 139H109ZM112 138V139H113ZM116 138V137H115ZM123 138V137H122ZM141 138V137H140ZM145 138V137H144ZM195 138L196 137H194V142L196 141L195 140ZM216 138V137H215ZM125 139V140H126ZM137 139V138H136ZM143 139V138H142ZM142 139L140 140L141 142H142ZM148 139V138H147ZM184 139V138H183ZM213 141H214V139L213 138H211ZM210 139V140H211ZM106 140V141H105ZM111 140V139H110ZM124 140V141H125ZM139 140H138V142H139ZM210 140H208V142H211ZM217 140V139H216ZM244 140V139H243ZM242 140V141H243ZM35 141H37V140H35ZM39 141H44V140H38L37 142H38V144H39ZM47 141V140H46ZM68 141V140H67ZM116 142H117V140H115ZM124 141L122 142V143H124ZM162 141V140H161ZM181 142H182V140H180ZM187 141H189V140H187ZM218 141V140H217ZM241 141V142H242ZM108 142V141H107ZM106 142V143H107ZM130 142H132V144L130 143ZM144 142H145V140H144ZM149 141H147L146 143H148ZM166 142H167V140H166ZM180 142V143H181ZM241 142H240V144H241ZM68 143V142H67ZM112 143H114V141L112 142ZM119 143V142H118ZM120 143H121V140H120ZM118 144V145H121V144ZM125 143H126V141H125ZM124 143V144H125ZM140 143V142H139ZM185 143H187V142H185ZM189 143V142H188ZM38 144H36V145H38ZM116 143H114V145H115ZM131 144V145H130ZM137 144V145H136ZM159 144V143H158ZM162 144V143H161ZM167 144V143H166ZM183 144V143H182ZM212 144V143H211ZM214 144H217V143H215L214 142ZM221 144V143H220ZM219 144V145H220ZM236 144V143H235ZM237 144H239V143H237ZM244 144V143H243ZM246 144V143H245ZM247 144H248V142H247ZM246 144V145H247ZM46 145H47V143H46ZM107 145V144H106ZM117 145V144H116ZM118 145H117V148H118ZM145 145V144H144ZM164 145H165V143H164ZM185 145V144H184ZM35 146V145H34ZM40 146V145H39ZM48 146H49V144H48ZM64 146V145H63ZM62 146V147H63ZM112 146V145H111ZM134 146V147H133ZM141 146V145H140ZM181 146H183V145H181ZM218 146V145H217ZM221 146V145H220ZM239 146V145H238ZM61 147V148H62ZM65 147H67V146H65ZM109 146H107L106 147V149L108 148ZM113 147V146H112ZM111 147V148H112ZM131 147H130V149L129 148H127V149H129L128 151L130 152V151H132V149H131ZM142 147H143V145H142ZM160 147H163V146H160ZM165 147H166V145H165ZM169 147V146H168ZM184 147V146H183ZM237 147V146H236ZM240 147H242L243 148V146H241L240 145ZM246 147V146H245ZM248 147V146H247ZM120 148V147H119ZM125 148V147H124ZM164 148V147H163ZM167 148V147H166ZM239 147H237V149H238ZM241 148V149H242ZM106 149H105V151H103L104 153L105 152H107L106 151ZM109 149V148H108ZM143 149V148H142ZM178 149H183V148H178ZM192 149V148H191ZM231 149V148H230ZM236 149V150H237ZM61 150V149H60ZM119 150V149H118ZM117 150V151H118ZM125 149H123V151H124ZM169 150H171L172 151V149H168V151ZM177 150V149H176ZM188 150V149H187ZM189 150H190V148H189ZM223 150V149H222ZM226 150V149H225ZM227 150H229V149H227ZM233 150V149H232ZM231 150V151H232ZM244 150V149H243ZM57 151H59L58 150V148H57ZM65 151V152H66ZM166 152H167V149L165 150ZM171 151H169V152H171ZM194 151V150H193ZM239 151V150H238ZM62 152V151H61ZM64 151L62 152V153H65ZM66 152V153H67ZM125 152H127V150L125 151ZM128 152V153H129ZM173 152V151H172ZM183 152V151H182ZM4 153V154H5ZM48 153V152H47ZM56 153V152H55ZM99 153V152H98ZM102 153V152H101ZM136 153H137V155H136ZM149 153H150V151H149ZM165 153V152H164ZM194 153V152H193ZM263 153V152H262ZM3 154V155H4ZM8 154V153H7ZM46 154V153H45ZM100 154V153H99ZM98 154V155H99ZM142 154H143V152H142ZM167 154V153H166ZM169 154V153H168ZM182 154V153H181ZM187 154V153H186ZM190 154V153H189ZM232 154V153H231ZM58 155V154H57ZM60 155H61V153H60ZM65 155V154H64ZM96 155H97V153H96ZM102 155V154H101ZM170 155V154H169ZM191 155H192V151H191ZM194 155V154H193ZM48 156H52V155H48ZM48 156H46L45 155V157H46V159H47V157ZM62 156V155H61ZM61 156H59L58 155V158H60ZM100 156V155H99ZM181 156V155H180ZM178 154H173V159L171 158V159H169L170 157H168V155H167V158H168V160L169 161H171L172 162V160H173V162L174 163H170V165H172L173 166V164H177V163H181L182 162V159H181V157H180ZM43 157H44V154H43ZM55 157H56V154L54 155V159H55ZM67 157V158H68ZM97 157V156H96ZM192 157V156H191ZM245 157V156H244ZM261 157V156H260ZM52 158V157H51ZM62 158V157H61ZM60 158V159H61ZM66 158V159H67ZM98 158V157H97ZM104 158H105V156H104ZM187 158H189V156L187 157ZM209 158V157H208ZM43 159V158H42ZM54 159H51V161L52 160H54ZM65 159V158H64ZM65 159V160H66ZM140 159H141V157H140ZM95 160V159H94ZM139 160V159H138ZM194 160V159H193ZM56 161H57V159H56ZM59 161V160H58ZM57 161V162H58ZM188 161V160H187ZM195 161H196V159H195ZM33 162L36 164V168H35V170L32 172V173H27L26 171H25V168L26 167H28V166H32L33 165ZM46 162V161H45ZM64 162V161H63ZM94 162V161H93ZM91 163V164H94V163ZM168 162V161H167ZM190 162V161H189ZM264 163V160H262L261 158L259 159V163ZM43 164H44V162H42ZM53 163H56V162H53ZM58 163H60V162H58ZM57 163V164H58ZM66 163V162H65ZM183 163V162H182ZM3 164V163H2ZM186 164V163H185ZM183 165V166H186V165ZM193 164V163H192ZM53 165V164H52ZM59 165V164H58ZM61 165V164H60ZM66 166V165H65ZM97 166V165H96ZM191 166V165H190ZM194 166V165H193ZM253 166V165H252ZM176 167H178V169L180 168L179 166H176ZM188 167H189V165H188ZM248 167H249V165H248ZM262 167V166H261ZM260 167V168H261ZM5 168V167H4ZM182 168V167H181ZM180 168V169H181ZM184 168V167H183ZM185 168H187V167H185ZM75 169V171H73ZM180 169H179V171H180ZM189 169V168H188ZM187 169V170H188ZM191 169L193 170V168H192V166H191ZM201 169V168H200ZM248 169V168H247ZM76 170H78V171H76ZM103 170V169H102ZM105 170V169H104ZM177 170V169H176ZM184 170V169H183ZM192 170H190V172H191V174H193L192 172L194 171H192ZM199 170V169H198ZM244 170H245V168H244ZM3 171H5V170H3ZM200 172L202 171V170H199ZM198 171V172H199ZM242 171H243V169H242ZM242 171L240 170V172H241V176L243 175V173H242ZM71 172H70V174H71ZM92 172V171H91ZM90 172V173H91ZM175 172H178V171H175ZM185 172V171H184ZM202 172H204V170L202 171ZM202 172L200 173L201 175H202ZM0 173H1V166H0ZM69 173V172H68ZM64 174V173H63ZM79 174V173H78ZM82 174H83V172H82ZM177 174H183V172H182V170H181V172L179 173H177ZM190 174V173H189ZM195 174H198L199 175V173H195ZM194 174V175H195ZM236 174V173H235ZM245 174V173H244ZM264 174V173H263ZM6 176H7V174H5ZM86 175V174H85ZM94 175V174H93ZM103 174L101 173V176H102ZM185 175V174H184ZM188 175V174H187ZM240 175V174H239ZM239 175H237V176H239ZM246 175V174H245ZM60 176V175H59ZM63 176V175H62ZM68 176V175H67ZM79 177H80V175H78ZM82 176V175H81ZM84 176V175H83ZM88 176V175H87ZM180 176V175H179ZM179 176H177V177H179ZM190 176V175H189ZM203 176H205V175H203ZM226 176V175H225ZM240 176V177H241ZM251 176V175H250ZM70 177V176H69ZM69 177H68V179H69ZM75 177V176H74ZM79 177H77V178H79ZM91 176H89V178H90ZM177 177H175V178H177ZM191 177V176H190ZM221 177V176H220ZM61 178H63V177H61ZM67 178V177H66ZM76 178V180L77 181H75L76 183L78 182V180L80 181L81 179L79 178V179H77ZM199 178H200V176H199ZM205 178V177H204ZM224 178V177H223ZM222 178V179H223ZM247 178H248V176H247ZM261 178V177H260ZM263 178V177H262ZM65 179V178H64ZM67 179V180H68ZM91 179V178H90ZM89 179V180H90ZM173 179V178H172ZM180 178H178L177 180H179ZM182 179V178H181ZM188 179V178H187ZM192 179V178H191ZM241 179H243V178H241ZM2 180H3V178H2ZM66 180V182H68ZM193 180V179H192ZM224 180H226V178H224ZM232 180V179H231ZM230 180V181H231ZM245 180V179H244ZM69 181H72V180H69ZM186 181V180H185ZM187 181H189V180H187ZM186 181V182H187ZM206 181V180H205ZM208 181V180H207ZM247 181H249V180H246V182ZM254 181V180H253ZM258 180H256V182H257ZM61 182H63V181H61ZM73 182V181H72ZM172 182V181H171ZM173 182H175L174 180H173ZM180 181H178V183H179ZM181 182H182V180H181ZM222 182H224V181H222ZM227 182V181H226ZM6 183V182H5ZM76 183H73V184H67L66 185V188L64 189V190H62L61 191V193H60V196H58L57 198H59V200H60V202H58V203H61V206H62V208L63 209H65V210H67V211H69V212H73L74 210H77V208H78V206L80 205L79 204V200L81 199L82 200V198H80L79 199V197H78V195L80 194V192H79V194L77 195V191H76ZM177 183V182H176ZM183 183H185V182H183ZM189 183V182H188ZM193 183V182H192ZM250 183H252V182H250ZM253 183H255V182H253ZM252 183V184H253ZM77 184H79V183H77ZM172 184V183H171ZM186 184V183H185ZM207 184H209V183H207ZM228 184V183H227ZM257 184V183H256ZM183 185V184H182ZM223 185V184H222ZM79 186V185H78ZM83 186V185H82ZM173 186V185H172ZM181 186V185H180ZM192 186V185H191ZM206 186H208V185H206ZM248 186V185H247ZM178 187H179V185H178ZM183 186H181L180 188H177L178 190L176 191L177 192V194H175V196H177V198H178V200L181 202V203H184V202H186V201H182L181 199H183V198H181L180 199V195H182L183 193H185L184 192V190H183V188H182ZM193 187V186H192ZM224 187V186H223ZM226 187V186H225ZM242 187V186H241ZM240 187V188H241ZM175 188V186H174V189H176ZM188 188V187H187ZM244 188V187H243ZM63 189V188H62ZM79 189V188H78ZM77 189V190H78ZM81 190V189H80ZM173 190V189H172ZM187 190V189H186ZM79 191V190H78ZM224 191V190H223ZM190 193V192H189ZM222 193V192H221ZM186 194V193H185ZM41 196H42V194H40ZM173 195H174V193H173ZM184 195V194H183ZM187 195V194H186ZM185 195V196H186ZM221 195V194H220ZM14 196V195H13ZM15 197V196H14ZM225 197V196H224ZM10 199H11V196L9 197ZM41 198V197H40ZM173 198H175L174 196H173ZM227 198V197H226ZM225 198V199H226ZM14 199V198H13ZM12 199V200H13ZM245 199H247V198H245ZM80 200V201H81ZM185 200V199H184ZM58 201V200H57ZM84 201V200H83ZM175 201V200H174ZM248 201V200H247ZM9 202H10V200H9ZM15 202V201H14ZM13 202V203H14ZM164 202V201H163ZM173 202V201H172ZM176 203V202H175ZM187 203V202H186ZM185 203V204H186ZM230 203V202H229ZM15 204V203H14ZM79 204V205H78ZM174 204V203H173ZM182 206H185L184 204L182 205ZM60 207V206H59ZM176 207H178V206H176ZM176 207L174 208V209H176ZM80 208V207H79ZM182 207H180V209H181ZM184 208V207H183ZM182 208V209H183ZM224 208V207H223ZM231 208H233L232 206H231ZM178 209V208H177ZM176 209V210H177ZM184 209H186V208H184ZM225 209L227 210V208L225 207ZM229 209V208H228ZM179 210V209H178ZM187 210H188V207H187ZM187 210H184L183 211V213L185 214V212L187 211ZM222 210V209H221ZM230 210H233V209H230ZM229 210V211H230ZM182 210H180L179 212L180 213H182L181 212ZM75 212L76 211H74L73 213L75 214ZM77 212H78V210H77ZM177 212V211H176ZM233 212V211H232ZM178 213V212H177ZM176 213V214H177ZM226 213V212H225ZM69 214V213H68ZM234 214V213H233ZM178 215H180L179 213H178ZM178 215H177V217H178ZM225 215H227V213L225 214ZM229 215H231V213L229 214ZM235 216H236V214H234ZM75 216V215H74ZM77 216V215H76ZM232 216V215H231ZM235 216H234V218H235ZM71 217H72V215H71ZM183 217V216H182ZM182 217H180V219L182 218ZM217 217V216H216ZM75 218H77V217H75ZM211 218H213V217H211ZM218 218V217H217ZM227 218V217H226ZM80 219V218H79ZM79 219H77V220H79ZM178 219V218H177ZM214 219V218H213ZM216 219V218H215ZM83 220V219H82ZM205 220H207V219H205ZM227 220V219H226ZM236 220V219H235ZM80 221V220H79ZM84 221H86V219H84ZM178 221H180V220H178ZM218 220H215V222H217ZM230 222L232 221V220H229ZM234 221V220H233ZM78 222V221H77ZM81 222V221H80ZM83 222V221H82ZM204 222H210V221H204ZM213 222V221H212ZM221 222V221H220ZM220 222H218L217 224H220ZM79 223V222H78ZM206 223V224H207ZM227 223H229V222H227ZM262 223V222H261ZM80 224V223H79ZM83 224V223H82ZM128 224V223H127ZM212 224V223H211ZM211 224L209 225V223H208V225L209 226H207V227H209L210 228V226H211ZM222 224V223H221ZM224 224H226V222L224 223ZM84 225V224H83ZM86 225H87V223H86ZM213 225V224H212ZM216 225V224H215ZM79 226V225H78ZM109 226V225H108ZM204 226V225H203ZM220 226V225H219ZM223 227H224V225H222ZM81 227V226H80ZM212 227V226H211ZM213 227H216V226H214L213 225ZM222 227V228H223ZM82 228V227H81ZM84 228V227H83ZM209 228H207V229H209ZM217 228V227H216ZM221 228V229H222ZM225 228V227H224ZM30 229H31V227H30ZM87 229V228H86ZM128 229V228H127ZM213 229V228H212ZM215 229V228H214ZM219 229H220V227H219ZM26 231V233H29V231H28V229H25ZM32 230V229H31ZM237 230V229H236ZM34 231V230H33ZM32 231V232H33ZM58 231V230H57ZM145 231V230H144ZM212 231V230H211ZM222 231V230H221ZM34 233V232H33ZM145 233V232H144ZM235 233V232H234ZM8 234V233H7ZM99 234V233H98ZM59 235V234H58ZM104 234H102V236H103ZM236 235H238V234H236ZM57 236V235H56ZM233 236H235V235H233ZM59 237V236H58ZM99 237L102 239L103 237H101L100 235H99ZM236 237V236H235ZM96 239V238H95ZM105 239V238H104ZM100 240V239H99ZM212 241H213V239H211ZM208 241H210V239L208 240ZM211 241V242H212ZM41 242H44V241H41ZM210 242V243H211ZM233 242V241H232ZM231 241H230V243H232ZM210 243H208L209 245H210ZM213 243V242H212ZM235 243V242H234ZM42 244H44V243H42ZM47 244H49V243H47ZM84 244V243H83ZM50 245V244H49ZM226 245V244H225ZM232 245H233V243H232ZM46 246V245H45ZM41 247H43L42 245H41ZM48 247V246H47ZM49 248V247H48ZM229 248V247H228ZM228 248H226V246L224 247V251H225V249H228ZM253 248V247H252ZM71 249V248H70ZM148 249H149V247H148ZM147 249V247H146V249L144 248V250L146 251V250H148ZM159 249V248H158ZM37 250H38V248H37ZM42 251L43 252V250L46 252V250H47V248H46V250L45 249H40L39 248V250L38 251ZM49 250V249H48ZM151 249H149V251H150ZM156 250V249H155ZM160 250V249H159ZM164 250V249H163ZM149 251H147V252H149ZM227 251V250H226ZM252 251V250H251ZM45 252H43V253H45ZM69 252V251H68ZM70 252H71V250H70ZM74 252V251H73ZM163 252V251H162ZM161 252V253H162ZM255 252H257V251H255ZM14 254V252H13V250H12V252H11V254ZM154 253V252H153ZM158 252H156V254H157ZM220 253H221V250H220ZM12 254V255H13ZM252 254V253H251ZM12 255L10 256V257H12ZM138 255V254H137ZM200 255H202V254H200ZM224 255H226L225 253H224ZM222 256V257H226V256ZM260 255V254H259ZM72 256V255H71ZM158 256H160V255H158ZM218 256V255H217ZM220 256H221V254H220ZM256 256H258V255H256ZM200 257V256H199ZM198 257V258H199ZM215 257V256H214ZM13 258V257H12ZM157 258V257H156ZM160 258V257H159ZM161 258H163V257H161ZM207 258H210V257H207ZM206 258V259H207ZM212 258V257H211ZM220 258V257H219ZM247 258V257H246ZM252 258V257H251ZM250 258V259H251ZM255 259H256V257H254ZM253 258V259H254ZM259 258V257H258ZM261 258V257H260ZM146 259V258H145ZM154 259H155V257H154ZM264 259V258H263ZM262 259V260H263ZM143 260V259H142ZM147 260V259H146ZM161 260H163V259H161ZM160 260V261H161ZM199 260H200V258H199ZM198 260V261H199ZM202 260H204V259H202ZM210 260V259H209ZM212 260H213V258H212ZM222 260V259H221ZM220 260V261H221ZM239 260V259H238ZM244 260H245V258H244ZM257 260V259H256ZM141 261V260H140ZM140 261H139V263H140ZM150 261V260H149ZM165 261V260H164ZM197 261V260H196ZM216 261H217V258H216ZM227 261V260H226ZM237 261V259H235V262ZM246 261V260H245ZM264 261V260H263ZM262 261V262H263ZM142 262V261H141ZM148 262V261H147ZM146 262V263H147ZM157 262H159V261H157ZM157 262H156V264H157ZM200 262L201 261H199V264H200ZM219 262V261H218ZM11 263V262H10ZM15 263V262H14ZM154 263V262H153ZM204 263H205V261H204ZM212 263V262H211ZM223 263V262H222ZM225 263V262H224ZM237 263V262H236ZM239 263H241V262H238V264ZM264 263V262H263ZM13 264V263H12ZM143 264V263H142ZM148 264V263H147ZM151 264H152V261H151ZM159 264V263H158ZM161 264V263H160ZM162 264H164L163 262H162ZM196 264V263H195ZM197 264H198V262H197ZM208 264V263H207ZM215 264V263H214ZM217 264H219V263H217ZM251 264V263H250ZM255 264H257V263H255ZM260 264V263H259Z\"/></svg>",
    "mask_w": 264,
    "mask_h": 264
}]
</instances>
